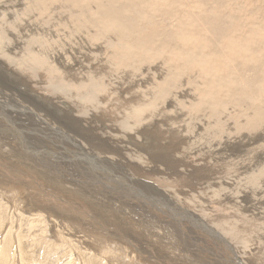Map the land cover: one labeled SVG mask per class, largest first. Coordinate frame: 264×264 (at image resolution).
<instances>
[{"label":"rangeland","instance_id":"obj_1","mask_svg":"<svg viewBox=\"0 0 264 264\" xmlns=\"http://www.w3.org/2000/svg\"><path fill=\"white\" fill-rule=\"evenodd\" d=\"M1 1L2 0H0V2ZM10 1L12 2L11 5H13V3L15 4L18 0H10ZM192 1H195V0L189 1V4H191V3L193 4ZM2 2H5L6 3L8 1L3 0ZM25 2H26V0H24V4L19 5V6L18 5L16 6V8L19 9V13L17 15L14 16V14H12L11 15L12 16L11 18H8V17L1 18L0 17V27H1L0 28V37L2 39L1 40L2 41L1 46L3 48H6V47H9L10 48V45L14 44L16 41L17 42L19 41L18 42L19 45L17 47H21V50L20 49H18V50L17 49H11V50H2V51L3 52L5 51L6 54H8L11 57H13L14 58V61H15V60L21 58V56L28 51V50H24V49H26L28 47H33L34 49H39V51L38 50H34V51L35 52H38L40 54H44L42 56L45 57V59H47L49 61L53 60L54 62L51 61V64L56 65V66L59 64L57 67H59L61 70L64 67L63 68V73L64 74L63 73L61 74V76L63 75L62 77H64V75L65 76L66 75H70V76H66V78L64 77L65 79H62V77H61V80L58 82L61 85L60 84L58 85V83L56 84L55 81H54L55 78L52 77L54 75L52 73L53 71H47V70H44V69H41L40 70L39 68L38 69L34 68L32 72L29 71V73H28V71H26L25 73H22L20 71H16L15 69H13L12 67L14 65H12V66H10L8 68V66H7V63L8 62L5 59H3L2 57H0V107H2V108H0V111H3L4 112V110H5L7 112H11V114L14 117H18V116L20 117L22 115V118L24 116L25 117H28L29 119L30 118H33V120L30 119V123L32 125L31 127L36 128V126H38L37 129H39V131H41V132L43 131L42 129H44V128L46 130H48V131L53 130L55 128L54 130H56L59 133L63 134L62 136L67 137V135H68L67 138L69 139V137H70V141L76 143L77 145L79 144L78 147H81L82 150H84V149L85 150L88 149V150H86V153H85L86 154V157H85L86 159L83 158L84 155L82 157L79 156V158H78L79 161L75 157H74V159L73 158L72 159H69V158L61 159V157H59L57 155L58 153L55 150V149H59V147H60V146L59 147L57 146V145H60L58 143V139L53 138V137H49L45 132H43V135H47L48 137L43 136V137L40 138V137L31 135V134H28L26 132H23V131H21V129H20V131H18L17 128L16 129H11L10 127L8 129H6V131L8 130L6 132L3 129V127L1 126L2 123L0 122V130H1L0 131V160H1L0 161V191H1L0 192V229L2 230V232L4 230L5 231L6 230L9 231V233L8 232H5V231H4V233H2L1 230H0V235L2 234L1 237H3L2 240H0V241H2L4 243L3 244L2 242H0L1 243L0 245L2 246V247L0 246V252H2V250L3 251L5 250V244H7L6 251L9 253V260H8L9 263L7 262L6 264H16V263L23 264L21 252H18V251H20L19 250L20 245H18L19 244L18 243V237L22 240L21 242H24V244L22 243V245L24 246V250L28 252V255L30 257L31 264H34V263L35 264H54V262H55V264H63V262H64V264H69V262L67 261V260H69V257L70 256L71 257H75L76 254L83 255V257L88 256V255H90V256L91 255H96V257H99V258H101V257H104L103 259H107L108 258L109 261H110L111 259L113 260V258L114 259L115 258L118 259V257H115L116 254L119 252L118 251V248H119L118 246L119 245L124 246L123 245V242L126 241L125 243H129L128 240L133 245H137L138 244L141 247V249H142L141 252L143 251V253H145L142 256V257H144V258H142V262L143 263L140 261L139 262L140 264L141 263L142 264H144V263L145 264H166V263L167 264H180V263L181 264H192V263L193 264L194 263L195 264H203L204 261H205V259H203V260L200 259L202 255H207V257H209V255H210V258H212V260H211L212 263L211 264H217L215 262H218V261H221L219 264H224V263H222V261H223L222 260V258H223L222 251L221 250H217L216 247H215V245L211 241V239H214V238H215L214 239L215 240L214 243H216V241H220L222 239H223L222 241H224V242H225V239L227 240L226 236H223L224 234L222 232H220L219 229H217L218 227L215 225L216 223H221L220 219H222V223L223 224L222 223L221 224L225 228H228V225H229V227L236 226V228H241L242 229L244 227V225H245L246 230H244L245 228H243V230L238 229V231L240 230L239 232H240V234L242 236V240L244 241V243L242 242L241 244L239 243L237 245L234 244L233 245V248H236V250L238 249L239 251L243 250L245 252V256H247L248 254H250L248 257H251L252 256L254 259L256 258L255 263H257V264H264V258L263 257L257 258L255 255L252 254L253 251H257V249L260 250V251H264V237H263L264 235H262V234H264V230H262V229H264V214H262V213H264V212H262V211H264V189H263L264 188L263 187L264 186V178L263 177L258 178V180L261 179V180H259V183L263 182L261 184L258 183V180H256L257 183L255 182L254 185H251L250 184V186H251V187L249 186V188H251L250 189V192H249V188L247 187L249 185V183L247 182V179H246V176L248 177V175L251 173V171L253 169L254 170L257 169L258 167L262 166V164L264 163V161L262 160V159H264V153H263L264 152V133H263L264 132V125H263L264 122H262V124L258 127L259 129H255V130L247 131V132H246V130L245 131L240 130V133H239V130L237 131V129H234V125H232V123L230 121L228 122L226 119L219 118L220 120H215V118H214L213 120H211L208 117H205V116L200 115V114H198V115H190L189 114L188 115L187 111H183L185 108L182 107V104H184V103L187 102L186 104H184L186 106L189 102H192V99H193L194 96H193L192 88H189V87H191L190 84L192 85L193 83H196L198 81V79L196 81L195 78L189 77L186 72H183V74H181L179 77H176L175 78L176 81H174V82L176 84H175L174 88L171 90L172 93H170L171 92L170 91V92L166 93L167 95H160L159 98L158 97H155L156 98V105H154L155 107L152 108V111L151 112H150L151 109L150 110H138V111H136L137 108H136V106L134 107L135 103H137V101L142 102L141 100L143 98H144V100L148 99V97L150 96V93H151V86L153 85L154 81L155 82L162 81L166 77V75H167V73H166L167 70H166L165 66L163 65V63L160 60H157L155 62H151L148 65L150 67V69H149L148 72H150V70L152 69L151 72H150V74H149V77L146 75L148 73L147 70H146V68L147 69L149 68L148 66H146L148 63H145L142 66H140L142 68L141 69L139 67L140 70L137 69V68L133 69V67L117 68L116 65H115V63H113L111 61V59L109 57H107L108 56L107 53H106L107 50H105L104 47L102 48V47L99 46V44H98L99 41H97V44H95L96 42L94 43L92 41H91L92 42L91 43V42L88 41L89 39L86 38L83 35L82 32L76 33L78 30L77 31H74L75 24H73V23H75V22H73L72 20L67 19L66 18V15L57 16V14L55 13L54 16L48 17L46 15L37 14V12H35L34 10H33L34 12L32 11L34 14L32 12H26V10H25ZM219 2H220V0H200L199 1V3H201L200 10L204 13V12H206V10L208 11V10L212 9L214 5L216 6L217 4H219ZM204 3H205V5H204ZM261 3L262 2H259L258 4L260 5ZM182 5H185L186 6L187 4H185V3H181V4L180 3H174V5H170L169 7L173 6L174 8H176V7H180ZM241 5H242V3L240 2L239 6H241ZM261 6H264V3H262ZM258 8H259V6H255L253 9L250 10L249 13L257 12V14H258V11H257ZM259 13H262V12H259ZM199 14H202V13L199 12ZM22 16H23V18H22ZM44 18H45V20H44ZM198 18H200V19H197V22H195V23L198 26L199 30L202 29L201 34H203V35L206 36L205 44L207 45L208 50H221V48L218 46V43H222L225 40V38H224L225 36L222 33L223 32H226L227 30H225V31L222 32L217 27H212V29H210L207 26V24L205 23V20L204 19H202L201 17H198ZM255 18L264 20V15H262V16L261 15H256ZM22 19H24V20H22ZM40 19L41 20L43 19V20L41 21ZM163 20H164L163 21V24L164 25H166V26H170L171 25V20L170 19L164 18ZM254 22L255 21H252L249 25H254ZM256 24H258V20H256ZM22 26L24 28H26L27 30L26 29L25 30H21V28H23ZM170 28H172V26H170ZM46 30H48V31L46 32ZM229 31H231V28H229ZM72 32H75V34L73 35ZM44 33H45V36H44ZM218 33H220V34H218ZM70 34H71V36H70ZM243 35H244V37L246 36L245 33ZM45 38H47V39H45ZM156 38L158 40H160L162 38V36L161 37H156ZM75 39L77 41H75ZM29 40H30V42H28ZM50 40H52V41H50ZM45 42H46V44H49L50 42L52 44H49V47L47 48L46 46H48V45H45ZM22 43L24 44V46H23ZM144 43H146L145 40H144ZM261 43L264 44V40L262 42H260L258 45L254 44V43H250L249 50H260V47H261V50H264V45L263 44L261 45ZM68 44L71 45V46H69ZM74 44L77 45V46H75ZM93 44L95 45V47L97 46L98 48L97 47L94 48V45ZM68 46L70 48H68ZM74 46L77 47V48L75 49ZM71 48H74V49H71ZM92 48H93V50H92ZM67 49L70 50V51H68ZM64 50H65V52H63ZM23 51H24V53H23ZM43 51H46V52H43ZM20 52H22V53H20ZM67 52H69V53H67ZM57 53H59V54L56 55ZM13 54H14V56H13ZM50 54H53V55H50ZM59 55L61 56V58H60ZM80 55H81V57H78ZM104 55H106V56H104ZM65 56H67V57H65ZM74 57H75V59H74ZM68 59H69V62H68ZM64 60H67V61H64ZM70 60H71V62H70ZM4 61H6V62H4ZM95 61H97V62H95ZM65 62H66L67 65L64 64ZM72 63H73V65H72ZM3 64H4V66H3ZM97 65H99V66H97ZM65 66L67 68H65ZM103 66H105V67H103ZM85 67H87V68H85ZM94 67H96V69ZM153 67L161 75H159ZM157 67H158V69L159 68L160 69L158 70ZM73 68H77V69L78 68H81V69H78L79 71H77V69H74V71H73ZM93 69H95V71ZM43 70H44V72H43ZM66 70H68V71H66ZM124 70H126V71H124ZM138 70L139 71H142V72L138 73ZM153 71H154V74L152 73ZM237 71L239 73H242V72H244V69H241V70L238 69ZM17 72L19 74H16ZM42 72L45 75H43ZM65 72H68V73L65 74ZM80 73H82V74H80ZM104 73L105 74L107 73V74L104 75ZM108 73H109V75H108ZM125 73H126V76L123 77L125 75ZM129 73H130V75H129ZM21 74H22L23 77H19V76H21ZM30 74H32L33 76L30 75ZM39 74H40V76L43 75V76H41V77H43L42 78V81L43 82L40 81V79L38 77ZM88 74H90V76H92L94 74V76L91 77V80L90 81H88V79H86V76ZM99 74H101V75H99ZM110 74H113V75H110ZM119 75H121V76H119ZM151 75L153 77H151ZM72 76H74V78ZM80 76H83V77H80ZM140 76H143V77H140ZM68 77H69V79H67ZM137 77H139L138 79H140L141 81L140 80H134V79H137ZM155 77H157V78H155ZM20 78H22V79H20ZM52 78H54V79H52ZM81 78H83V79H81ZM71 79L74 80L75 82H77V84H79L81 82L91 83V84H89V86L96 85V83H97L96 81H98V84L99 85L101 84L103 86V88L100 90V92H97V93H99V95L97 93H94V100H93L94 102L93 101H89V100L85 99V97H84L85 92L87 90L83 89L80 86L77 87V88L70 87L71 89L69 87H67L68 91H70V92L69 93H66L67 90L64 89L66 87H63V86H65V84L68 83ZM101 79H102V81H101ZM147 79H148L149 82L147 81L148 83H145ZM156 79H158V80H156ZM48 80H49L50 83L52 82V86L54 88L51 86V84L49 82H47ZM72 80H71V82H73ZM142 80H144V81H142ZM23 81H24L25 84L23 83ZM40 82H42V83H40ZM53 82L56 85H58V86H55L53 84ZM94 82H96V83H94ZM187 82L189 83V86H188V84H186ZM103 83H105V84H103ZM139 83L140 84L142 83L143 86H142V84L140 85ZM125 84H126V86H124ZM33 88L35 89V91H34ZM107 88H108V90L110 89L109 90L110 92L107 90ZM122 89H123V91H122ZM136 89H138V91ZM145 89H147V90H145ZM81 90H82V92H81ZM119 90H121V91H119ZM144 90H145V92H144ZM188 90L191 91V92H189ZM60 91H61V94H60ZM136 91L138 93H136ZM179 91H182V92H179ZM131 92H132V94H131ZM36 93H38V95ZM81 93H83L82 94V97L83 98L80 95ZM117 93H119L120 95L117 94ZM135 94H137V95H135ZM139 94H141V95H139ZM62 95H65V96H62ZM68 95H69V97H68ZM125 95H127V96H125ZM133 95H135V96H133ZM151 95H154V94L152 93ZM131 96H133V97H131ZM65 97H67V98H65ZM99 98H100V100H99ZM101 98H102L103 101L101 100ZM115 98H118V99L114 100ZM83 99H85V100H83ZM137 99H141V100H137ZM162 99H164V100H162ZM183 99H185V100H183ZM96 100L100 104L99 103L97 104V102H95ZM106 100H108L109 103L106 102ZM144 100H143V102H145ZM84 101H86V102H84ZM100 101L101 102H104V103H101ZM180 101H181V103H180ZM64 102L65 103L67 102V103L65 104ZM161 102H162V105H161ZM58 103H59V105H58ZM93 103H96V104H93ZM159 103H160L161 106L159 105ZM15 104H17V105H15ZM60 104H63V105H60ZM115 104H117V105H115ZM128 104H130L132 106H130ZM90 105L92 107L94 106L93 109H92V107ZM95 105H97V106L95 107ZM178 105H181V107L178 106ZM66 106L67 107L69 106V107L67 108ZM74 106H76V108H78V109H76L77 112L75 111V107ZM120 106H126V107H120ZM115 107H118V108H115ZM156 107H159V108L161 107V108L159 110V108L157 109ZM14 108H16V110ZM87 108L88 109L90 108V109L87 110ZM101 108H102V110H101ZM167 109H169V110L167 111ZM171 109H173L172 112H171ZM34 110H36L37 112H35ZM163 110H164V112H163ZM147 111H149V112H147ZM145 112H147L148 114L145 113ZM32 113L33 114L35 113V114L32 116ZM62 113H64V114H62ZM73 113H75L76 116H74ZM151 113H153V114H151ZM170 113H172V114H170ZM179 113H181V114H179ZM86 114H88V115H86ZM182 114L185 115V116H183ZM165 115L166 116H169L170 119H172V120L174 119L175 121L174 122L171 121L170 119H168L169 117H166ZM176 115L177 116L179 115V116L177 117ZM133 116H135V117H133ZM160 116H162V118L164 120L163 122L161 121L162 118ZM42 117L43 118L45 117L46 119H42ZM71 117L73 118L74 121L73 120L71 121V119H72ZM114 117L115 118L117 117V118L115 119ZM182 117H184L185 119L182 118ZM35 118H36V120H35ZM154 118L155 119L157 118L156 120H158V121H156ZM160 118H161V120H160ZM178 118H180V119H178ZM200 118L202 119V121L200 120ZM203 118H205V120ZM50 119H52V120H50ZM78 119H80V120H78ZM0 120H1V118H0ZM55 120H56V122H55ZM58 120H60L59 123H57ZM159 120H160L161 123H159ZM210 120H211L212 124H211ZM38 121L40 122V124H39ZM169 121H171L172 123H170ZM176 121H178L177 122L178 124L176 123ZM219 121L221 122L222 129L225 132L223 131L224 133L223 132H220V133L215 134L217 132V131H215V130H217L216 126L217 125H220V122ZM47 122H49V123L46 125ZM186 122H187V124H186ZM41 123H42V126H41ZM196 123H198L200 126H197L198 124H196ZM205 123H208V124L205 125ZM59 124H61V125H59ZM79 124H80V126H79ZM148 124H150V125H148ZM163 124H164L165 127L163 126ZM175 124H177V125H175ZM209 124H211L212 126L209 125ZM57 125H59V126H57ZM92 125H94V127H92ZM145 125H147V127H145ZM167 125H170V126L172 125L173 127H170V126H167ZM180 125L181 126L184 125V126L181 127ZM55 126L58 127V128H56ZM85 126H86L87 129L89 128L88 129L89 132L87 131V129H84ZM101 126H102V128H101ZM150 126H152V127H150ZM157 127H159V128L157 129ZM199 127L202 128V129H200ZM94 128H95V130H94ZM133 128H134V130H133ZM162 128H163L164 131H162ZM176 128L179 129V130H176ZM189 128H190V130H189ZM211 128H212V130H211ZM226 128H228V129H226ZM229 128H230V130H229ZM66 129H67L68 132L65 131ZM82 129H84V130H82ZM109 129H111V130H109ZM136 129H138V130H136ZM143 129H144V131H143ZM182 129L183 130L185 129V130L183 131ZM11 130L13 131V133L11 132ZM157 130L158 131L161 130V131L158 132ZM186 130H188V131H186ZM194 130H196V132L193 133L192 131H194ZM208 130H209V132H208ZM259 130L260 131L262 130V131L260 132ZM14 131H16V132H14ZM70 131L71 132L74 131L75 133H71ZM120 131L122 133H124V134H120L121 133ZM93 132H94V135H93ZM185 132H187V133H185ZM1 133H2V135H1ZM10 133H12V134H10ZM133 133H134V135H133ZM195 133L198 134V135L195 136ZM206 133L209 134L210 137ZM74 134H76V135H74ZM84 134L86 136H88V137L92 136L91 139L93 138V140H91L90 138L86 137ZM252 134H254L255 136L252 135ZM14 135H17L16 136L17 138L14 137ZM126 135H127V137H126ZM135 137L138 138V140H134ZM231 137H232V139H231ZM246 137H247V139H246ZM47 138L49 139V141L52 142V144H51V142L48 141ZM130 138L133 139V140H131ZM216 138H219V139H217V142L220 143V144L216 143ZM221 138L223 139V141H222ZM121 139H123V140H121ZM212 139L214 140V142H213ZM27 140L29 141L28 143L26 142ZM139 140H141V141H139ZM56 141H57L58 144L56 143ZM125 141H127V143ZM172 141H173V144L174 145L171 143ZM243 141H245V142H243ZM9 142L11 144H9ZM81 142L84 143V144H82ZM48 143H49V145H48ZM96 143H97V145H96ZM110 143H111V145H110ZM168 143H171L173 146L171 144H168ZM194 143H196V144H194ZM186 145H187V147H186L187 151L185 149V146ZM51 146L53 148H55V149L51 148ZM174 146H176L177 148L174 147ZM223 146H224V148H223ZM36 147H39V148H36ZM25 148H26V150H25ZM27 149H28V151H27ZM102 149H104V150H102ZM135 149H136V151H135ZM183 150H184V152H183ZM216 150H219V151H216ZM30 151H32V152H30ZM36 151L37 152H41L42 154L41 153L39 154ZM63 151L64 150H61V148H60L59 153L62 154ZM144 151H146V152H144ZM13 152L15 154H13ZM33 152H35V153H33ZM88 152L89 153L91 152V154H89ZM152 153H153V155H152ZM156 153H157V155H156ZM35 154H38V155H35ZM51 154L53 155V157L51 156ZM102 154H103V156H102ZM186 154H188L187 155L188 158L186 157L187 160L184 159L185 156H186ZM217 154H218V156H217ZM241 154H243V155H241ZM15 155H17V157ZM39 155H41V157ZM100 155H101V157H100ZM4 156H6V158ZM12 156H14V157H12ZM18 156H19V158H18ZM36 156H37V158H35ZM63 156H64V154H63ZM106 156H107L108 159L106 158ZM149 156L151 158H149ZM232 156L235 157V158H237V159H234ZM38 157H40V158H38ZM179 157L181 159H184L185 162H183ZM202 157H206V158H202ZM230 157H232V158H230ZM254 157H255L256 160L254 159ZM10 158L12 159L11 161H10ZM54 158H55V160H54ZM89 158L91 160H93V161H91ZM95 158H96V160H95ZM110 158H111V160H110ZM223 158H225V159H223ZM18 159H19V161H18ZM88 159H89L90 162L88 161ZM192 159H193V161H192ZM3 160H5V161L3 162ZM16 160L18 161V163H17ZM42 160H44L45 162L42 161ZM47 160H49L48 161L49 164L47 163ZM230 160H232V161H230ZM248 160H250V161H248ZM6 161H8L9 164ZM20 161H22V162H20ZM1 162H3L4 164L3 163L1 164ZM82 162H84V163H82ZM87 162H88V164H87ZM250 162H252V163H250ZM61 163H63V164H61ZM96 163H98V164H96ZM184 163H185V165H183ZM187 163H190V164H187ZM7 164L9 165V167H8ZM10 164L13 165V166H11ZM101 164H102V166H101ZM228 164L230 165V167H229ZM3 165H5V166H3ZM159 166L161 168H159ZM220 166H222V167H220ZM56 167L58 169H56ZM177 167H178V169H177ZM248 167H251V168L250 169H247ZM42 168H46V169L50 170V173L48 171H47L48 173H46V171H45L46 169L41 170ZM12 169L15 170V171H13ZM1 170L2 171L4 170V171L2 172ZM20 171H21V173L23 172L25 174L19 173ZM110 171L113 172V173H111ZM177 171H179V172H177ZM187 171H189V172H187ZM29 174H30V176H29ZM108 174H109V176H108ZM123 174H125V175H123ZM157 174H158L159 177L156 176ZM169 174H171V175H169ZM172 174H173V176H172ZM224 174H226V175H224ZM232 174L234 175L235 178L233 177ZM10 175L11 176L13 175V176L11 177ZM73 175L77 179H75L73 177ZM144 175H146V176H144ZM185 175H186V177H185ZM238 175H241V176H239V178H238ZM17 176H20V177L17 178ZM48 176L53 177L54 178V181H52L51 178H50L51 180H48L47 179ZM97 176H98V178H97ZM243 176H245V177L243 178ZM35 177H38L39 179L38 178H35ZM102 177H103V179H101ZM13 178H16V179H13ZM28 178H30V179H28ZM93 178H95V179H93ZM117 178L121 182V183L119 182L121 185L118 183ZM124 178H126V179H124ZM226 178L230 181L229 183H228V180H227V182L225 181ZM232 178H233V182L230 180ZM5 179H8V180H5ZM160 182H168L170 184L167 185L166 187H163V186H160L159 185ZM112 184L115 185V186H118V188L117 187H113ZM117 184H119V185H117ZM64 185H66V186H64ZM69 185H70V187H69ZM88 185H91V186H88ZM110 185L113 188L112 190H110L111 189V186ZM245 185H246V187H245ZM19 186L21 188H25V190L27 191V193H29V195L26 194V191H24V192L22 191L21 192V189H20ZM30 186H32V187H30ZM40 186H42V187H40ZM51 186H52L53 189H56V190L54 191V190L50 189ZM228 186H229V188H228ZM35 187H36V189H35ZM67 187H68L69 190H72L73 189L72 190L73 192L71 191L72 192L71 193L70 191H66L65 188H67ZM100 187H101V191L103 190V192L98 191V190H100ZM178 187H179V190L180 191L176 190V189H178ZM221 187L222 188L224 187V189H222ZM9 188L10 189L12 188L13 190L12 189L10 190ZM38 188L40 189V192H39V189ZM46 188H47V190H45ZM130 188H132V190H130ZM172 188H173V190H172ZM16 189H18V190H16ZM81 189L84 190V193H83V191ZM93 189H96L97 191L95 190V192H94ZM118 189H119V191H117ZM14 190H16V192H13ZM120 190H122V191H120ZM182 190H183V192H182ZM231 190H233L234 192H231ZM256 190H257V193L255 194ZM259 190L261 192H259ZM10 191H12L13 194L12 193H9ZM57 191L58 192H61L62 194L61 193H58ZM74 191H77V192H74ZM115 191H117V192H115ZM124 191H125V193H124ZM156 191H157V193H156ZM171 191H172V194H171ZM195 191H197V192H195ZM222 191H224V193ZM41 192H44V194L41 193ZM120 192L123 193V194H120ZM190 192H192L194 195L191 194ZM53 193L54 194L56 193V194L54 195ZM173 193H174V195H173ZM242 193H244V194H242ZM47 194H49L50 196L47 195ZM90 194H92V195H90ZM106 194L109 195V196H107ZM111 194L113 195V197H112ZM154 194H156V195L154 196ZM223 194L224 195L227 194L225 196L226 198H224V195ZM232 194H233V196H235L234 197L235 199L233 198V196H231ZM250 194H252V195H250ZM258 194H259V196H257ZM102 195H104V198L105 199L104 198H101ZM130 195L131 196L133 195V196L131 197ZM189 195H190V197L192 199L188 198ZM195 195H196V198H195ZM241 195H244L245 197H243ZM51 196H53V198ZM75 196H78V197L75 198ZM129 196H130V200L127 199V198H129ZM138 196L140 198H138ZM165 196H166V198H165ZM227 196H229L228 199H227ZM4 197H6L7 199L4 198ZM62 197L63 198L64 197L67 198V199H65L66 201ZM83 197H84V199H83ZM115 197H117V198L119 197V198L116 199ZM123 197L126 198V200ZM149 197H150V199H149ZM152 197H154V198H152ZM168 197H170V198H168ZM183 197H184V199H183ZM201 197H202V199H201ZM69 198H70V200H68ZM81 198H82V200H80ZM218 198H221V199L217 200ZM87 199L90 201V204H89V201ZM137 199L139 201H137ZM32 200H34V201H32ZM83 200H86V201H83ZM112 200H114L113 203H112ZM131 200H133V201H131ZM134 200H135V202H134ZM184 200H186L190 205L188 204L189 206H185V205H187V202H185ZM193 200H195V201H193ZM220 200H222V202ZM93 201H94V203H93ZM104 201H105L106 204L104 203ZM125 201H127L128 203L125 202ZM171 201H173L174 203L171 202ZM196 201H198L199 204L196 203ZM233 201L236 202L235 204H238L239 203L240 205L238 204L237 206L238 207L241 206L240 208L242 210L240 208H238L235 204H233L231 206V203ZM42 202H43V205H41ZM107 202H110L113 205V207H112V205H110V203H107ZM219 202H221V204ZM229 202H231V203H229ZM59 203H61V204H59ZM143 203H145V204L143 205ZM154 203H156V204L154 205ZM175 203H177V204H175ZM249 203H250L249 207L246 206ZM18 204H19V206H18ZM49 204L51 205V208L55 209L56 211H58L59 213H61L66 218L63 217L62 221L59 222V220H60L59 217H56L55 215H52V213L50 214V212H48V210H45L44 211L43 210L44 209L43 207L48 208V205ZM79 204L82 206V208L84 207L83 209L85 211L82 208H80V205ZM98 204L99 205L101 204L100 205L101 207ZM121 204H123V206ZM137 204H139V206ZM151 204H153V205H151ZM183 204H184V206H183ZM213 204H215V205H213ZM222 204L225 207L222 206ZM30 205H31V207H30ZM38 205H41L42 207H39ZM107 205H108V207H107ZM145 205L147 207H145ZM254 205H256L257 207L254 206ZM8 206H9L10 209L8 208ZM73 206H77V207L79 206V207L77 208V207H73ZM134 206H136V207H134ZM157 206L159 207V210L158 209H155L154 210V208H157ZM228 206H230V207H228ZM103 207L104 208L106 207V209H104ZM148 207H150V208H148ZM190 207H191V209H190ZM244 207H246V208H244ZM7 208H8V210H7ZM86 208H87V210H86ZM11 209H12V211H11ZM81 209H82V211H81ZM160 209H162L163 211H161ZM202 209H203V212H205L204 210L207 211L206 214L209 213L207 215L203 213V215H206L205 216L206 218L202 215V213H200V211H202ZM228 209H230V210H228ZM251 209L254 212L252 214H254L255 217L254 216L251 217L252 216L251 215V212H250ZM22 210L24 211V213H23ZM219 210H220V213H219ZM231 210H232L233 213L230 212ZM91 211H93L94 213L91 212ZM119 211H121V212H119ZM187 211L189 212V214H188ZM241 211L243 213H241ZM245 211H246L247 214L244 213ZM95 212L97 214H95ZM161 212H163L164 214L161 213ZM170 212L172 214H170ZM248 212L250 214H248ZM256 212L258 214L260 213L261 215L260 214L258 215ZM32 213L33 214L34 213H42L45 218L43 220H41V221H38V222L33 221V226H29L28 225V222L31 221V219H32V218H30L33 215ZM159 213H160V215H157ZM174 213L176 214L175 216H173ZM196 213H198V214H196ZM237 213L238 214L240 213V214L238 215ZM7 214H9V215H7ZM168 214H170L171 216L168 215ZM211 214H213V215H211ZM245 214L248 215V216L249 215H251V216L248 217ZM166 215H168V216L165 217ZM194 215H196V216L198 215V216L196 217ZM199 215H200V217H199ZM6 216H8L9 218H7ZM169 216L170 217L173 216L175 219L174 218H170ZM185 216L187 217V219L185 218ZM193 216L196 217L194 219L196 222L193 220ZM213 216H214V219L216 221H213ZM215 216L216 217L218 216L217 217L218 219H216ZM242 216L247 217V220L246 219L244 220L245 222L242 220V218H241ZM202 217L204 219H202ZM209 217H210V219H208ZM225 217H227V218H225ZM231 217H234L235 219L234 218H231ZM256 217H258V218L256 219ZM84 218H85V220H84ZM190 218H192V219L190 220ZM248 218H250V219H248ZM71 219H73V220H71ZM74 219H76V220H74ZM169 219L171 221H169ZM173 219L176 220V222ZM230 219H232V220H230ZM255 219L256 220L263 219V220L262 221H256ZM82 220H83V222H82ZM120 220H123V221L121 222ZM172 220H173V222H172ZM4 221L5 222H8L9 221V222L7 224ZM119 221H120V224H119ZM239 221L241 222V225H240ZM40 222H41V225H40ZM51 222H53V223H51ZM57 222H59V223H57ZM115 222H116V224H115ZM117 222H118V224H117ZM123 222H125V223H123ZM231 222H233V223H231ZM234 222H235V224H234ZM236 222H238V223H236ZM260 222H261V224H260ZM97 223H99L100 225L97 224ZM190 223L193 224V225H191ZM195 223L196 224L199 223V224L196 225ZM247 223H248V225L250 227L247 225ZM1 225H4V226H1ZM189 225H190V227H189ZM253 225L255 227H253ZM93 226H95V228ZM192 226H193V228H192ZM257 226H259V227L261 226V227L259 228ZM12 227H13V229L15 227V230H13ZM144 227H145V229H144ZM182 227H183V229H181ZM198 228H201V229L198 230ZM129 229H130L131 232L129 231ZM178 229H181V232ZM126 230H128L129 232L126 231ZM157 230H160V231H157ZM247 230H248V233H246ZM258 230L261 231V232H259ZM43 231H45V236L47 238L46 240H42V238H41V235L44 234ZM114 231H116V232H114ZM124 231H126L127 233L124 232ZM196 231H197V233H196ZM201 231L203 232V237H201L202 236ZM250 231H251V237L249 235ZM204 232H206V235H205ZM179 233L181 235L183 234L184 236L182 237ZM195 233H196V235H194ZM260 233H262V234H260ZM7 234H8L9 237L7 236ZM19 234H21V235L18 236ZM62 234H64L65 236L62 235ZM254 234H255V236H253ZM37 235H40V236L38 237ZM161 235L162 236L164 235V237H162ZM189 235H191V236H189ZM217 235L220 236V237H218ZM244 235L246 236V239H245V236ZM134 236L136 238H138V240H136V238ZM204 236H205L206 239H203ZM213 236H214V238H213ZM80 237L82 239H80ZM123 237H125V238H123ZM165 237L166 238L169 237V238L165 239ZM185 237L187 238L186 242L188 244L185 243V239H186ZM188 237H190L189 241L191 243L188 241ZM216 237H218L220 240L218 238L216 239ZM99 238H102L104 241H102V239H99ZM140 238H141V240H140ZM143 238L144 239L147 238V240H144ZM255 238H256V240H255ZM25 239H28V240H25ZM179 239H181V241ZM193 239H195L194 240L195 242L193 241ZM201 239H203V240H201ZM253 239L255 240L254 243H253ZM96 240H98V241H96ZM158 240L160 242H158ZM258 240L262 244H260V242ZM37 241H38V243H37ZM70 242L72 244V248H73L74 251H69L68 250V244ZM192 242H194V243H192ZM203 243H205V245ZM245 243H247V244H245ZM36 244H38V245H36ZM39 244H41V245H39ZM115 244H117L118 246L115 245ZM145 244H147V245H145ZM152 244H154V245H152ZM185 244H186V246H188V245H190L192 247L194 246V248H192V249L193 250L195 249V251H193L190 246H189V248H187L186 246H184ZM191 244H194V245H191ZM59 245H61V246H59ZM201 245H204V247L203 246L200 247ZM239 246H240V248H239ZM254 246H257V248L252 249V247H254ZM11 247H13V248L16 247V249H12ZM89 247H91V248H89ZM79 248H81V249H79ZM204 248H208L209 250L208 249H204ZM241 248H243V249H241ZM11 249H12V251H11ZM38 249L40 251H38ZM41 249H43V251ZM94 249L96 250V252H95ZM107 249H109V250L107 251ZM113 249H115L117 251V253H116V251L114 252ZM175 249L178 252H180V253H178ZM188 249L190 250V252H189ZM198 249L201 250V251H203V252L199 251ZM65 250L67 251V253H66ZM129 250L131 251V247L130 246H129ZM171 250H173V251H171ZM34 251H35V253H33ZM99 251L101 253H99ZM160 251H161V253H160ZM187 251L189 253H191L192 256H190V254L187 253ZM103 252H104V254H103ZM131 252H132V254H134L133 251H131ZM162 252H163V255H162ZM196 252H198V253L200 252L199 255L197 253L198 256L196 255ZM208 252H209V254H208ZM54 253H55V255H54ZM164 254H166V255H164ZM0 255H1V253H0ZM180 255L182 257H180ZM237 255H239L241 257L242 254L241 255L240 254H237ZM52 256H54V257H52ZM60 256H63V257L61 258ZM173 256H175V257H173ZM193 256H195V257L193 258ZM57 257L58 258H61V259H58ZM145 257L148 258V259H146ZM159 257L162 260H160ZM218 257H219V259H218ZM51 258H53V259H51ZM175 258H177V260ZM214 258H216V259H214ZM122 259H123V256H122ZM125 259H126V261L128 260L126 257H125ZM171 259H173V260H171ZM187 259H188V261H187ZM261 259H262V261H260ZM13 260L16 261V263ZM53 260H55V261H53ZM200 260H201V262H200ZM225 260H226V258H224V261ZM133 261H134L133 263L138 264L137 260L133 259ZM195 261H197V262H195ZM226 261H228V260H226ZM43 262H45V263H43ZM66 262H68V263H66ZM198 262H200V263H198ZM82 264H83V262H82ZM204 264H206V263H204ZM208 264H210V263H208ZM238 264H243V263L240 261ZM244 264H248V263H244Z\"/></svg>","mask_w":264,"mask_h":264},{"label":"bare ground","instance_id":"obj_2","mask_svg":"<svg viewBox=\"0 0 264 264\" xmlns=\"http://www.w3.org/2000/svg\"><path fill=\"white\" fill-rule=\"evenodd\" d=\"M3 1V0H2ZM0 2V17L1 18H5V17H8V18H11L12 16V14H14V16L15 15H17L18 13H19V9H17L16 8V6L18 5H22V4H24V0H18L15 4L13 3V5H11V1L10 0H5V1H8V2ZM189 1H191V0H26V2H25V10H26V12H32L33 10L35 11V12H37V14H41V15H46V16H48V17H51V16H54V14L56 13L57 14V16H61V15H66V18L67 19H69V20H72L73 22H75V23H73V24H75V28H74V31H77L76 33H78V32H82L83 33V35L86 37V38H88L89 40V42H96L95 44H97V41H99V46L100 47H104L105 48V50H107L106 51V53H107V57H109L110 59H111V61L113 62V63H115V65H116V67L117 68H126V67H133V69H135V68H137V69H139L140 70V66H142L143 64H145V63H148L146 66H148L151 62H155V61H157V60H160L162 63H163V65L165 66V68H166V70H167V75H166V77L162 80V81H157V82H155L154 81V83H153V85L151 86V93H150V96L148 97V99H146V100H144V98L141 100V99H137V100H141L142 102H139V101H137V103H135V105H134V107L136 106V111H138V110H150V112L152 111V108H154L155 106L154 105H156V98L155 97H158L159 98V96L160 95H167L166 93H168V92H170L173 88H174V86H175V82L174 81H176V77H179L181 74H183V72H186L187 74H188V76L189 77H191V78H195L196 79V81H197V79H198V81L196 82V83H193L192 85L190 84V86L191 87H189V88H192V92H193V99H192V102H189L186 106L184 105V104H186V103H184V104H182V107H184L183 109V111H187V113H188V115L190 114V115H198V114H200V115H203V116H205V117H208L209 119H211V120H213L214 118H215V120H220L219 118H223V119H226L228 122L230 121L231 123H232V125H234V129H237V131L239 130V133H240V130H243V131H245L246 130V132L247 131H252V130H255V129H259L258 127L262 124V122H264V50H261V47H260V50H249V47H250V43H254V44H256V45H258L260 42H262L263 40H264V20H262V19H257V18H255V16L256 15H264V6H261V4L262 3H264V0H220V2H219V4H217L216 6L214 5L213 6V8L212 9H210V10H206V12H202L201 10H200V8H201V3H199V1L200 0H195V1H192L193 2V4L191 3V4H189ZM240 2L242 3V5L241 6H239V4H240ZM259 2H262L260 5L258 4ZM174 3H185V4H187L186 6L185 5H182V6H180V7H176V8H174L173 6H171V7H169L170 5H174ZM209 4V3H208ZM192 5V6H191ZM204 5H205V3H204ZM212 5V4H211ZM255 6H259V8L257 9V11H258V14H257V12H253V13H249L250 12V10L251 9H253ZM16 9H15V8ZM22 7V6H21ZM33 11V12H34ZM32 12V13H33ZM199 12H201L202 14H199ZM259 12H262V13H259ZM34 14V13H33ZM36 14V15H37ZM21 15V14H20ZM40 16V15H39ZM198 17H201L202 19H204L205 20V23L207 24V26L210 28V29H212V27H217L219 30H221L222 32L223 31H225V30H227L226 32H223L222 34L225 36L224 38H225V40L222 42V43H218V46L221 48V50H208V48H207V45L205 44V40H206V36L205 35H203V34H201V32H202V29L201 30H199V28H198V26L196 25V23L195 22H197V19H200V18H198ZM14 18V17H13ZM22 18H23V16H22ZM164 18H168V19H170L171 20V25L170 26H172V28H170V26H166V25H164L163 24V19ZM7 19V18H6ZM16 19V18H15ZM14 19V20H15ZM22 20H24V19H22ZM38 20V19H37ZM36 20V21H37ZM41 20V19H40ZM43 20V19H42ZM41 20V21H42ZM44 20H45V18H44ZM68 20V21H69ZM256 20H258V24H256ZM19 21V20H18ZM27 21V20H26ZM47 21V20H46ZM252 21H255L254 22V25H249ZM35 22V21H34ZM53 22V21H52ZM3 23V22H2ZM42 23V22H41ZM27 24V23H26ZM32 24V23H31ZM52 24V23H51ZM62 24V23H61ZM33 25V24H32ZM60 25V24H59ZM70 25V24H69ZM30 26V25H29ZM61 26V25H60ZM71 26V25H70ZM23 27V26H22ZM67 27V26H66ZM73 27V26H72ZM1 28V27H0ZM24 28V27H23ZM21 28V30H25L26 28ZM31 28V27H30ZM229 28H231V31H229ZM32 29V28H31ZM65 29V28H64ZM71 29V28H70ZM20 30V31H21ZM27 30V29H26ZM48 30H46V32H47ZM64 31V30H63ZM204 31V30H203ZM12 32V31H11ZM52 32V31H51ZM65 32V31H64ZM18 33V32H17ZM31 33V32H30ZM29 33V34H30ZM71 33V32H70ZM73 33V35L75 34V32H72ZM245 33V37H244V34ZM10 34V33H9ZM13 34V33H12ZM26 34V33H25ZM28 34V33H27ZM36 34V33H35ZM218 34H220V33H218ZM15 35V34H14ZM42 35V34H41ZM21 36V35H20ZM44 36H45V33H44ZM43 36V37H44ZM70 36H71V34H70ZM77 36V35H76ZM162 36V38L160 39V40H158L156 37H161ZM29 37V36H28ZM32 37V36H31ZM30 37V38H31ZM35 37V36H34ZM42 37V36H41ZM72 38V37H71ZM249 38V39H248ZM43 39V38H42ZM45 39H47V38H45ZM44 39V40H45ZM77 39V38H76ZM75 39V41H77ZM2 39H1V37H0V57H2L3 59H5L8 63H7V66H8V68L10 67V66H12V65H14L12 68L13 69H15L16 71H20V72H22V73H25L26 71H28V73H29V71H33V69L34 68H36V69H44V70H47V71H53L52 73L54 74L52 77H54L55 78V83L57 84L60 80H61V77L63 76H61V74L63 73V68H62V70L59 68V67H57L56 65H53V64H51V61H53V60H51V61H49V60H47V59H45V57H43L42 55H44V54H40V53H38V52H35L34 50H38L39 51V49H34L33 47H28V48H26V49H24V50H28L26 53H24V51H23V55L21 56V58H19V59H17V60H15L14 61V58L13 57H11L10 55H8V54H6L5 53V51L3 52L2 50H11V49H20L21 50V47H17L19 44H18V42L16 41L14 44H12V45H10V48L9 47H6V48H3L2 46H1V43H2V41H1ZM41 40V39H40ZM73 40V39H72ZM144 40L146 41V43H144ZM248 40V41H247ZM50 41H52V40H50ZM70 41V40H69ZM23 42V41H22ZM27 42V41H26ZM28 42H30V40L28 41ZM39 42V41H38ZM57 42V41H56ZM79 42V41H78ZM88 42V43H89ZM91 42V43H92ZM43 43V42H42ZM49 43V42H48ZM23 44V43H22ZM28 44V43H27ZM40 44V43H39ZM49 44H52L51 42L49 43ZM49 44H46V42H45V45H48V46H46L47 48L49 47ZM58 44V43H57ZM70 44V43H69ZM68 44V45H69ZM73 44V43H72ZM263 43H261V45H262ZM21 45V44H20ZM75 45V44H74ZM91 45V44H90ZM89 45V46H90ZM94 45V44H93ZM264 45V44H263ZM23 46H24V44H23ZM69 46H71V45H69ZM68 46V48H70ZM75 46H77V45H75ZM74 46V48L76 49L77 47H75ZM73 47V46H72ZM88 47V46H87ZM97 47V46H96ZM95 47V45H94V48H96ZM60 48V47H59ZM66 48V47H65ZM74 48H71V49H74ZM90 48V47H89ZM98 48V47H97ZM50 49V48H49ZM48 49V50H49ZM196 49V50H195ZM23 50V49H22ZM51 50V49H50ZM68 50V49H67ZM89 50V49H88ZM92 50H93V48H92ZM68 51H70V50H68ZM11 52V51H10ZM43 52H46V51H43ZM57 52V51H56ZM63 52H65V50L63 51ZM20 53H22V52H20ZM55 53V52H54ZM67 53H69V52H67ZM89 53V52H88ZM59 53H57L56 55H58ZM16 55V54H15ZM50 55H53V54H50ZM13 56H14V54H13ZM60 56V55H59ZM68 56V55H67ZM67 56H65V57H67ZM104 56H106V55H104ZM17 57V56H16ZM78 57H81V55L80 56H78ZM57 58V57H56ZM60 58H61V56H60ZM66 59V58H65ZM74 59H75V57H74ZM56 60V59H55ZM59 60V59H58ZM73 60V59H72ZM101 60V59H100ZM6 61H4V62H6ZM13 61V62H12ZM64 61H67V60H64ZM54 62V61H53ZM56 62V61H55ZM68 62H69V59H68ZM70 62H71V60H70ZM95 62H97V61H95ZM107 62V61H106ZM14 63V64H13ZM57 63V62H56ZM60 63V62H59ZM82 63V62H81ZM61 64V63H60ZM64 64H66V62L64 63ZM77 64V63H76ZM97 64V63H96ZM95 64V65H96ZM67 65V64H66ZM72 65H73V63H72ZM82 65V64H81ZM90 65V64H89ZM108 65V64H107ZM110 65V64H109ZM155 65V64H154ZM153 65V66H154ZM3 66H4V64H3ZM64 66V65H63ZM71 66V65H70ZM69 66V67H70ZM83 66V65H82ZM88 66V65H87ZM97 66H99V65H97ZM111 66V65H110ZM109 66V67H110ZM73 67V66H72ZM75 67V66H74ZM80 67V66H79ZM103 67H105V66H103ZM140 67V68H139ZM149 67V66H148ZM152 67V66H151ZM3 68V67H2ZM65 68H67L66 66H65ZM83 68V67H82ZM85 68H87V67H85ZM95 69H96V67H94ZM154 68V67H153ZM164 68V69H165ZM74 69H77V68H73V71H74ZM78 69H81V68H78ZM77 69V71H79ZM95 69H93L94 71H95ZM100 69V68H99ZM98 69V70H99ZM106 69V68H105ZM129 69V68H128ZM142 69V68H141ZM149 69H150V67L147 69L146 68V70H147V72L149 71ZM155 69V68H154ZM157 69H158V67H157ZM160 69V68H159ZM158 69V70H159ZM241 70V69H244V72H242V73H239L237 70ZM5 70V69H4ZM44 70H43V72H44ZM65 70V69H64ZM121 70V69H120ZM119 70V71H120ZM138 70V73H140V72H142V71H139ZM152 70V69H151ZM151 70H150V72H151ZM156 70V69H155ZM66 71H68V70H66ZM76 71V70H75ZM124 71H126V70H124ZM243 71V70H242ZM10 72V71H9ZM14 72V71H13ZM30 72V73H31ZM39 72V71H38ZM41 72V71H40ZM42 72V73H43ZM71 72V71H70ZM83 72V71H82ZM99 72V71H98ZM101 72V71H100ZM150 72H148L146 75L149 77V74H150ZM156 72H157V70H156ZM162 72V71H161ZM11 73V72H10ZM66 73H68V72H65V74ZM73 73V72H72ZM75 73V72H74ZM114 73V72H113ZM124 73V72H123ZM134 73V72H133ZM145 73V72H144ZM153 74H154V71L152 72ZM159 75H161L159 72H157ZM16 74H19L18 72L16 73ZM64 74V73H63ZM80 74H82V73H80ZM91 74V73H90ZM90 74H88L87 76H86V79H88V81H90L91 80V77H93L94 76V74L92 75V76H90ZM107 74V73H106ZM105 73H104V75H106ZM142 74V73H141ZM152 74V75H153ZM24 75V74H23ZM30 75H32V74H30ZM43 75H45L44 73H43ZM43 75H41V76H43ZM72 75V74H71ZM74 75V74H73ZM99 75H101V74H99ZM108 75H109V73H108ZM110 75H113V74H110ZM129 75H130V73H129ZM138 75V74H137ZM151 75V77H153ZM156 75V74H155ZM163 75V74H162ZM3 76V75H2ZM33 76V75H32ZM40 76V74H39V79H40V81H42V78L43 77H41ZM66 76H70V75H66ZM66 76L64 75V77L66 78ZM79 76V75H78ZM84 76V75H83ZM83 76H80V77H83ZM119 76H121V75H119ZM126 76V73H125V75L123 76V77H125ZM11 77V76H10ZM19 77H23L22 76V74H21V76H19ZM64 77H62V79H65ZM73 78H74V76H72ZM85 77V76H84ZM98 77V76H97ZM140 77H143V76H140ZM54 78H52V79H54ZM71 78V77H70ZM99 78V77H98ZM139 77H137V79H134V80H140V79H138ZM145 78V77H144ZM155 78H157V77H155ZM162 78V77H161ZM186 78V77H185ZM20 79H22V78H20ZM67 79H69V77L67 78ZM81 79H83V78H81ZM85 79V78H84ZM152 79V78H151ZM30 80V79H29ZM36 80V79H35ZM72 80V79H71ZM71 80L68 82V83H66L65 84V86H63V87H66V88H64L65 90H67L68 91V89H67V87H74V88H77V87H82L83 89H85V90H87L86 92H85V95H84V97H85V99H87V100H89V101H93L94 100V93H97V92H100V90L103 88V86L100 84H98V81H96V82H94V83H96V85H92V86H89V84H91V83H88V82H86V83H84V82H81V83H79V84H77V82H75L74 80H72L73 82H71ZM106 80V79H105ZM156 80H158V79H156ZM193 80V79H192ZM25 81V80H24ZM24 81H23V83H24ZM95 81V80H94ZM101 81H102V79H101ZM100 81V82H101ZM141 81V80H140ZM142 81H144V80H142ZM148 81V79L146 80V82L145 83H148L147 82ZM18 82V81H17ZM43 82V81H42ZM42 82H40V83H42ZM47 82H49V80L47 81ZM64 82V81H63ZM93 82V81H92ZM50 83V82H49ZM54 82H53V84L55 85V86H58L60 83H58V85H56ZM107 83V82H106ZM116 83V82H115ZM191 83V82H190ZM25 84V83H24ZM35 84V83H34ZM45 84V83H44ZM51 84V86H52V82L50 83ZM103 84H105V83H103ZM140 84V83H139ZM142 84V83H141ZM140 84V85H141ZM186 84H188V86H189V83L187 82ZM185 84V85H186ZM61 85V84H60ZM131 85V84H130ZM6 86V85H5ZM35 86V85H34ZM38 86V85H37ZM36 86V87H37ZM124 86H126V84L124 85ZM142 86H143V84H142ZM148 86V85H147ZM182 86V85H181ZM32 87V86H31ZM49 87V86H48ZM53 87V86H52ZM60 87V86H59ZM62 87V86H61ZM23 88V87H22ZM30 88V87H29ZM39 88V87H38ZM54 88V87H53ZM58 88V87H57ZM112 88V87H111ZM34 89V88H33ZM62 89V88H61ZM60 89V90H61ZM71 89V88H70ZM69 89V90H70ZM82 89V90H83ZM124 89V88H123ZM123 89H122V91H123ZM144 89V88H143ZM150 89V88H149ZM183 89V88H182ZM58 90V89H57ZM56 90V91H57ZM64 90V91H65ZM79 90V89H78ZM77 90V91H78ZM82 90H81V92H82ZM84 90V91H85ZM107 90H108V88H107ZM110 90V89H109ZM108 90V91H109ZM135 90V89H134ZM137 91H138V89H136ZM145 90H147V89H145ZM145 90H144V92H145ZM184 90V89H183ZM34 91H35V89H34ZM66 91V93H69L70 91H68L67 92ZM119 91H121V90H119ZM132 91V90H131ZM136 91V93H138ZM142 91V90H141ZM189 91V90H188ZM21 92V91H20ZM110 92V91H109ZM179 92H182V91H179ZM189 92H191V91H189ZM23 93V92H22ZM64 93V92H63ZM79 93V92H78ZM104 93V92H103ZM148 93V92H147ZM154 94V95H151V94ZM170 93H172V91L170 92ZM14 94V93H13ZM34 94V93H33ZM37 95H38V93H36ZM60 94H61V91H60ZM82 94L83 93H81L80 95H81V97H82ZM98 95H99V93H97ZM106 94V93H105ZM117 94H119V93H117ZM116 94V95H117ZM122 94V93H121ZM131 94H132V92H131ZM184 94V93H183ZM112 95V94H111ZM114 95V94H113ZM115 95V96H116ZM120 95V94H119ZM135 95H137V94H135ZM135 95H133V96H135ZM139 95H141V94H139ZM149 95V94H148ZM175 95V94H174ZM186 95V94H185ZM54 96V95H53ZM62 96H65V95H62ZM74 96V95H73ZM104 96V95H103ZM107 96V95H106ZM114 96V97H115ZM118 96V95H117ZM122 96V95H121ZM125 96H127V95H125ZM133 96H131V97H133ZM61 97V96H60ZM68 97H69V95H68ZM145 97V96H144ZM170 97V96H169ZM187 97V96H186ZM185 97V98H186ZM18 98V97H17ZM65 98H67V97H65ZM72 98V97H71ZM83 98V97H82ZM141 98V97H140ZM174 98V97H173ZM57 99V98H56ZM85 99H83V100H85ZM110 99V98H109ZM116 99H118V98H115L114 100H116ZM122 99V98H121ZM136 99V98H135ZM134 99V100H135ZM170 99V98H169ZM168 99V100H169ZM172 99V98H171ZM51 100V99H50ZM78 100V99H77ZM99 100H100V98H99ZM98 100V101H99ZM101 100H102V98H101ZM143 100L145 101V102H143ZM162 100H164V99H162ZM166 100V99H165ZM183 100H185V99H183ZM191 100V99H190ZM189 100V101H190ZM43 101V100H42ZM60 101V100H59ZM62 101V100H61ZM103 101V100H102ZM71 102V101H70ZM84 102H86V101H84ZM94 102V101H93ZM95 102H97V100L95 101ZM101 102V101H100ZM106 102H108V100H106ZM105 102V103H106ZM112 102V101H111ZM122 102V101H121ZM139 102V103H138ZM158 102V101H157ZM164 102V101H163ZM170 102V101H169ZM179 102V101H178ZM65 103V102H64ZM67 103V102H66ZM65 103V104H66ZM69 103V102H68ZM80 103V102H79ZM90 103V102H89ZM88 103V104H89ZM99 102H97V104H98ZM101 103H104V102H101ZM109 103V102H108ZM107 103V104H108ZM173 103V102H172ZM180 103H181V101H180ZM72 104V103H71ZM93 104H96V103H93ZM100 104V103H99ZM165 104V103H164ZM179 104V103H178ZM8 105V104H7ZM15 105H17V104H15ZM58 105H59V103H58ZM60 105H63V104H60ZM86 105V104H85ZM84 105V106H85ZM109 105V104H108ZM115 105H117V104H115ZM128 105H130V104H128ZM159 105H160V103H159ZM161 105H162V102H161ZM160 105V106H161ZM172 105V104H171ZM53 106V105H52ZM70 106V105H69ZM68 106V107H69ZM82 106V105H81ZM91 106V105H90ZM97 105H95V107H96ZM99 106V105H98ZM130 106H132V105H130ZM164 106V105H163ZM168 106V105H167ZM178 106H180L181 107V105H178ZM21 107V106H20ZM58 107V106H57ZM64 107V106H63ZM67 107V106H66ZM67 107V108H68ZM75 107V111H76V109H78V108H76V106H74ZM92 107V106H91ZM94 107V106H93ZM93 107H92V109H93ZM100 107V106H99ZM120 107H126V106H120ZM119 107V108H120ZM166 107V106H165ZM172 107V106H171ZM175 107V106H174ZM173 107V108H174ZM0 108H2V107H0ZM13 108V107H12ZM71 108V107H70ZM115 108H118V107H115ZM157 109L159 108V107H156ZM161 108V107H160ZM160 108H159V110H160ZM167 108V107H166ZM170 108V107H169ZM11 109V108H10ZM15 110H16V108H14ZM19 109V108H18ZM90 109V108H89ZM88 108H87V110H89ZM4 110V109H3ZM66 110V109H65ZM83 110V109H82ZM101 110H102V108H101ZM117 110V109H116ZM121 110V109H120ZM155 110V109H154ZM169 109H167V111H168ZM172 110L173 109H171V112H172ZM181 110V109H180ZM29 111V110H28ZM27 111V112H28ZM35 112H37L36 110H34ZM70 111V110H69ZM79 111V110H78ZM119 111V110H118ZM156 111V110H155ZM166 111V112H167ZM39 112V111H38ZM77 112V111H76ZM88 112V111H87ZM147 112H149V111H147ZM147 112H145V113H147ZM154 112V111H153ZM161 112V111H160ZM163 112H164V110H163ZM158 113V112H157ZM156 113V114H157ZM182 113V112H181ZM181 113H179V114H181ZM24 114V113H23ZM27 114V113H26ZM31 114V113H30ZM35 114V113H34ZM33 113H32V116L34 115ZM62 114H64V113H62ZM70 114V113H69ZM74 114V116H76V114L75 113H73ZM98 114V113H97ZM96 114V115H97ZM133 114V113H132ZM139 114V113H138ZM148 114V113H147ZM151 114H153V113H151ZM150 114V115H151ZM164 114V113H163ZM170 114H172V113H170ZM185 114V113H184ZM19 115V114H18ZM25 115V114H24ZM23 115V116H24ZM44 115V114H43ZM86 115H88V114H86ZM90 115V114H89ZM95 115V114H94ZM183 115V114H182ZM144 116V115H143ZM146 116V115H145ZM159 116V115H158ZM166 116V115H165ZM177 116V115H176ZM179 116V115H178ZM177 116V117H178ZM183 116H185V115H183ZM21 117V118H20ZM18 116V117H14L12 114H11V112H7V111H5L4 110V112L3 111H0V118H1V120H0V122L2 123L1 124V126L3 127V129L6 131V129H8L9 127L11 128V129H16L17 128V130L18 131H20V129H21V131H23V132H26V133H28V134H31V135H34V136H37V137H43V136H45V137H53V138H56V139H58V143L60 144V145H57L58 143H57V141H56V145L59 147V149H55V148H53L52 146H51V148H53V149H55L56 151H57V155L59 156V157H61V159H65V158H69V159H74V157L78 160V158H79V156H83V158H85L86 157V150H88V149H84L83 147V149L85 150H82L81 149V147H78L79 146V144L77 145L76 143H74V142H72V141H70V137H69V139L67 138L68 137V135H67V137H65V136H62L63 134H61V133H59L58 131H56V130H50V131H48V130H46L45 128L44 129H42L43 131L41 132V131H39V129H37V127L38 126H36V128H34V127H31L32 125H31V123H30V119H32L33 120V118H28V117H23L22 118V115L21 116ZM30 117V116H29ZM70 117V116H69ZM86 117V116H85ZM88 117V116H87ZM99 117V116H98ZM112 117V116H111ZM133 117H135V116H133ZM161 118H162V116H160ZM166 117H169V116H166ZM193 117V116H192ZM72 118V117H71ZM75 118V117H74ZM113 118V117H112ZM115 118V117H114ZM117 118V117H116ZM115 118V119H116ZM132 118V117H131ZM161 118H160V120H161ZM165 118V117H164ZM174 118V117H173ZM182 118H184V117H182ZM187 118V117H186ZM190 118V117H189ZM38 119V118H37ZM42 119H46L45 117L43 118L42 117ZM41 119V120H42ZM49 119V118H48ZM55 119V118H54ZM155 119V118H154ZM157 119V118H156ZM155 119V120H156ZM168 119H170V117L168 118ZM178 119H180V118H178ZM185 119V118H184ZM194 119V118H193ZM204 120H205V118H203ZM35 120H36V118H35ZM39 120V119H38ZM50 120H52V119H50ZM73 120V118L71 119V121ZM78 120H80V119H78ZM87 120V119H86ZM154 120V121H155ZM160 120H159V123H161L160 122ZM171 121H175L174 119L172 120V119H170ZM200 120L202 121V119L200 118ZM211 120H210V122H211ZM40 121V120H39ZM38 121V122H39ZM59 121L60 120H58V122L57 123H59ZM74 121V120H73ZM77 121V120H76ZM83 121V120H82ZM99 121V120H98ZM142 121V120H141ZM144 121V120H143ZM156 121H158V120H156ZM155 121V122H156ZM162 122L164 121L163 120V118H162V120H161ZM171 121H169L170 123H172ZM188 121V120H187ZM225 121V120H224ZM223 121V122H224ZM45 122V121H44ZM55 122H56V120H55ZM78 122V121H77ZM76 122V123H77ZM84 122V121H83ZM178 121H176V123H177ZM214 122V121H213ZM220 122V121H219ZM218 122V123H219ZM227 122V123H228ZM49 122H47L46 123V125L48 124ZM52 123V122H51ZM75 123V122H74ZM91 123V122H90ZM132 123V122H131ZM144 123V122H143ZM154 123V122H153ZM39 124H40V122H39ZM38 124V125H39ZM45 124V123H44ZM83 124V123H82ZM81 124V125H82ZM115 124V123H114ZM117 124V123H116ZM156 124V123H155ZM165 124V123H164ZM164 124H163V126H164ZM178 124V123H177ZM177 124H175V125H177ZM181 124V123H180ZM186 124H187V122H186ZM189 124V123H188ZM196 124H198V123H196ZM204 124V123H203ZM206 124H208V123H205V125ZM211 124H212V122H211ZM211 124H209V125H211ZM34 125V124H33ZM56 125V124H55ZM59 125H61V124H59ZM59 125H57V126H59ZM74 125V124H73ZM104 125V124H103ZM139 125V124H138ZM148 125H150V124H148ZM159 125V124H158ZM174 125V126H175ZM195 125V124H194ZM228 125V124H227ZM226 125V126H227ZM264 125V124H263ZM7 126V127H6ZM41 126H42V123H41ZM71 126V125H70ZM75 126V125H74ZM77 126V125H76ZM79 126H80V124H79ZM142 126V125H141ZM153 126V125H152ZM152 126H150V127H152ZM167 126H170V125H167ZM181 126V125H180ZM184 126V125H183ZM183 126H181V127H183ZM197 126H200L199 124L197 125ZM212 126V125H211ZM44 127V126H43ZM48 127V126H47ZM56 127V126H55ZM62 127V126H61ZM82 127V126H81ZM80 127V128H81ZM92 127H94V125H92ZM114 127V126H113ZM116 127V126H115ZM136 127V126H135ZM140 127V126H139ZM143 127V126H142ZM145 127H147V125H145ZM155 127V126H154ZM162 127V126H161ZM165 127V126H164ZM170 127H173L172 125L170 126ZM178 127V126H177ZM191 127V126H190ZM205 127V126H204ZM232 127V126H231ZM49 128V127H48ZM56 128H58V127H56ZM60 128V127H59ZM83 128V127H82ZM101 128H102V126H101ZM132 128V127H131ZM138 128V127H137ZM159 127H157V129H158ZM169 128V127H168ZM193 128V127H192ZM197 128V127H196ZM200 128V127H199ZM216 128H217V130H215V131H217L215 134H217V133H220V132H223L224 130L222 129V125H221V122H220V125H217L216 126ZM84 129H87L86 128V126H85V128ZM84 129H82V130H84ZM89 129V128H88ZM87 129V131L89 132V130ZM116 129V128H115ZM154 129V128H153ZM188 129V128H187ZM194 129V128H193ZM200 129H202V128H200ZM226 129H228V128H226ZM225 129V130H226ZM232 129V128H231ZM63 130V129H62ZM94 130H95V128H94ZM104 130V129H103ZM109 130H111V129H109ZM121 130V129H120ZM131 130V129H130ZM129 130V131H130ZM133 130H134V128H133ZM136 130H138V129H136ZM146 130V129H145ZM149 130V129H148ZM176 130H179V129H177L176 128ZM183 130V129H182ZM185 130V129H184ZM183 130V131H184ZM189 130H190V128H189ZM211 130H212V128H211ZM229 130H230V128H229ZM1 131V130H0ZM8 131V130H7ZM6 131V132H7ZM10 131V130H9ZM65 131H67V129L65 130ZM101 131V130H100ZM127 131V130H126ZM140 131V130H139ZM143 131H144V129H143ZM155 131V130H154ZM158 131V130H157ZM159 131H161V130H159ZM158 131V132H159ZM162 131H164L163 130V128H162ZM186 131H188V130H186ZM205 131V130H204ZM214 131V132H215ZM236 131V130H235ZM234 131V132H235ZM258 131V130H257ZM260 131V130H259ZM262 131V130H261ZM260 131V132H261ZM11 132L13 133V131L11 130ZM14 132H16V131H14ZM43 132H45L47 135H43ZM63 132V131H62ZM68 132V131H67ZM71 132V131H70ZM85 132V131H84ZM95 132V131H94ZM94 132H93V135H94ZM104 132V131H103ZM121 132V131H120ZM177 132V131H176ZM179 132V131H178ZM193 133L194 132H196V130H194V131H192ZM208 132H209V130H208ZM225 132V131H224ZM223 132V133H224ZM9 133V132H8ZM7 133V134H8ZM12 133H10V134H12ZM71 133H75L74 131L73 132H71ZM145 133V132H144ZM151 133V132H150ZM185 133H187V132H185ZM189 133V132H188ZM191 133V132H190ZM204 133V132H203ZM222 133V134H223ZM231 133V132H230ZM257 133V132H256ZM264 133V132H263ZM4 134V133H3ZM91 134V133H90ZM97 134V133H96ZM95 134V135H96ZM120 134H124V133H120ZM159 134V133H158ZM162 134V133H161ZM207 134V133H206ZM212 134V133H211ZM1 135H2V133H1ZM70 135V134H69ZM74 135H76V134H74ZM85 135V134H84ZM89 135V134H88ZM92 135V134H91ZM128 135V134H127ZM127 135H126V137H127ZM133 135H134V133H133ZM150 135V134H149ZM156 135V134H155ZM160 135V134H159ZM163 135V134H162ZM194 135V134H193ZM196 135H198V134H196L195 133V136ZM202 135V134H201ZM207 135H209V134H207ZM252 135H254V134H252ZM7 136V135H6ZM17 135H14V137H16ZM20 136V135H19ZM23 136V135H22ZM78 136V135H77ZM86 136V135H85ZM97 136V135H96ZM151 136V135H150ZM153 136V135H152ZM168 136V135H167ZM200 136V135H199ZM219 136V135H218ZM247 136V135H246ZM255 136V135H254ZM9 137V136H8ZM7 137V138H8ZM86 137H88V136H86ZM91 137L92 136H90V137H88V138H90L91 139ZM129 137V136H128ZM131 137V136H130ZM133 137V136H132ZM157 137V136H156ZM161 137V136H160ZM198 137V136H197ZM209 137H210V135H209ZM213 137V136H212ZM249 137V136H248ZM13 138V137H12ZM17 138V137H16ZM100 138V137H99ZM110 138V137H109ZM134 138V137H133ZM142 138V137H141ZM187 138V137H186ZM191 138V137H190ZM189 138V139H190ZM229 138V137H228ZM239 138V137H238ZM241 138V137H240ZM21 139V138H20ZM45 139V138H44ZM48 139V138H47ZM46 139V140H47ZM52 139V138H51ZM77 139V138H76ZM75 139V140H76ZM81 139V138H80ZM79 139V140H80ZM106 139V138H105ZM131 139V138H130ZM154 139V138H153ZM217 139H219V138H216V143H218L217 142ZM222 139V138H221ZM231 139H232V137H231ZM246 139H247V137H246ZM261 139V138H260ZM2 140V139H1ZM18 140V139H17ZM55 140V139H54ZM91 140H93V138L91 139ZM121 140H123V139H121ZM131 140H133V139H131ZM134 140H138V138H136L135 137V139ZM211 140V139H210ZM213 140V139H212ZM250 140V139H249ZM14 141V140H13ZM44 141V140H43ZM48 141H49V139H48ZM81 141V140H80ZM95 141V140H94ZM108 141V140H107ZM139 141H141V140H139ZM138 141V142H139ZM165 141V140H164ZM175 141V140H174ZM196 141V140H195ZM222 141H223V139H222ZM227 141V140H226ZM232 141V140H231ZM246 141V140H245ZM245 141H243V142H245ZM27 143L29 142L28 140L26 141ZM49 142H51V141H49ZM77 142V141H76ZM126 143H127V141H125ZM186 142V141H185ZM205 142V141H204ZM213 142H214V140H213ZM228 142V141H227ZM67 145H66V144ZM82 143V142H81ZM120 143V142H119ZM135 143V142H134ZM172 144H173V141L171 142ZM171 143H168V144H171ZM178 143V142H177ZM181 143V142H180ZM179 143V144H180ZM215 143V144H216ZM226 143V142H225ZM236 143V142H235ZM9 144H11L10 142H9ZM23 144V143H22ZM51 144H52V142H51ZM82 144H84V143H82ZM144 144V143H143ZM171 144V145H172ZM186 144V143H185ZM194 144H196V143H194ZM218 144H220V143H218ZM240 144V143H239ZM238 144V145H239ZM48 145H49V143H48ZM54 145V144H53ZM96 145H97V143H96ZM110 145H111V143H110ZM149 145V144H148ZM167 145V144H166ZM174 145V144H173ZM172 145V146H173ZM176 145V144H175ZM178 145V144H177ZM182 145V144H181ZM189 145V144H188ZM200 145V144H199ZM211 145V144H210ZM222 145V144H221ZM38 146V145H37ZM86 146V145H85ZM8 147V146H7ZM22 147V146H21ZM24 147V146H23ZM26 147V146H25ZM87 147V146H86ZM119 147V146H118ZM125 147V146H124ZM130 147V146H129ZM174 147H176V146H174ZM180 147V146H179ZM186 147H187V145L185 146V149H186ZM222 147V146H221ZM262 147V146H261ZM28 148V147H27ZM36 148H39V147H36ZM41 148V147H40ZM60 148H61V150H64L63 152H62V154H60L59 153V150H60ZM88 148V147H87ZM166 148V147H165ZM171 148V147H170ZM177 148V147H176ZM223 148H224V146H223ZM3 149V148H2ZM5 149V148H4ZM29 149V148H28ZM28 149H27V151H28ZM44 149V148H43ZM94 149V148H93ZM180 149V148H179ZM184 149V148H183ZM200 149V148H199ZM209 149V148H208ZM207 149V150H208ZM220 149V148H219ZM8 150V149H7ZM22 150V149H21ZM25 150H26V148H25ZM30 150V149H29ZM34 150V149H33ZM42 150V149H41ZM40 150V151H41ZM102 150H104V149H102ZM111 150V149H110ZM109 150V151H110ZM131 150V149H130ZM242 150V149H241ZM244 150V149H243ZM246 150V149H245ZM5 151V150H4ZM35 151V150H34ZM55 151V152H56ZM80 151V152H79ZM135 151H136V149H135ZM182 151V150H181ZM186 151H187V149H186ZM196 151V150H195ZM216 151H219V150H216ZM223 151V150H222ZM225 151V150H224ZM17 152V151H16ZM30 152H32V151H30ZM29 152V153H30ZM37 152V151H36ZM61 152V151H60ZM134 152V151H133ZM138 152V151H137ZM141 152V151H140ZM144 152H146V151H144ZM150 152V151H149ZM148 152V153H149ZM180 152V151H179ZM178 152V153H179ZM183 152H184V150H183ZM206 152V151H205ZM10 153V152H9ZM33 153H35V152H33ZM32 153V154H33ZM37 153H41V152H37ZM54 153V152H53ZM52 153V154H53ZM89 153V152H88ZM87 153V154H88ZM99 153V152H98ZM136 153V152H135ZM142 153V152H141ZM147 153V154H148ZM177 153V152H176ZM188 153V152H187ZM195 153V152H194ZM241 153V152H240ZM253 153V152H252ZM264 153V152H263ZM13 154H15L14 152H13ZM31 154V153H30ZM29 154V155H30ZM42 154V153H41ZM51 154V156L53 157V155ZM63 154H64V156H63ZM89 154H91V152L89 153ZM132 154V153H131ZM130 154V155H131ZM151 154V153H150ZM165 154V153H164ZM250 154V153H249ZM5 155V154H4ZM28 155V154H27ZM35 155H38V154H35ZM152 155H153V153H152ZM156 155H157V153H156ZM187 155L188 154H186V156H185V158L184 159H186V157H187ZM193 155V154H192ZM197 155V154H196ZM201 155V154H200ZM216 155V154H215ZM223 155V154H222ZM225 155V154H224ZM241 155H243V154H241ZM10 156V155H9ZM16 157H17V155H15ZM31 156V155H30ZM40 157H41V155H39ZM102 156H103V154H102ZM109 156V155H108ZM145 156V155H144ZM176 156V155H175ZM182 156V155H181ZM198 156V155H197ZM203 156V155H202ZM217 156H218V154H217ZM2 157V156H1ZM5 158H6V156H4ZM3 157V158H4ZM12 157H14V156H12ZM40 157H38V158H40ZM46 157V156H45ZM50 157V156H49ZM91 157V156H90ZM100 157H101V155H100ZM110 157V156H109ZM190 157V156H189ZM192 157V156H191ZM200 157V156H199ZM233 157V156H232ZM232 157H230V158H232ZM247 157V156H246ZM18 158H19V156H18ZM31 158V157H30ZM35 158H37V156L35 157ZM48 158V157H47ZM46 158V159H47ZM99 158V157H98ZM106 158H107V156H106ZM143 158V157H142ZM149 158H151L150 156H149ZM168 158V157H167ZM172 158V157H171ZM180 158V157H179ZM188 158V157H187ZM201 158V157H200ZM202 158H206V157H202ZM234 159H237V158H235V157H233ZM2 159V158H1ZM34 159V158H33ZM86 159V158H85ZM90 159V158H89ZM89 159H88V161H89ZM102 159V158H101ZM108 159V158H107ZM135 159V158H134ZM181 159V158H180ZM184 159H181L183 162H185V160ZM223 159H225V158H223ZM239 159V158H238ZM248 159V158H247ZM254 159H255V157H254ZM6 160V159H5ZM5 160H3V162L5 161ZM12 159L10 158V161H11ZM40 160V159H39ZM51 160V159H50ZM54 160H55V158H54ZM82 160V159H81ZM80 160V161H81ZM91 160V159H90ZM95 160H96V158H95ZM110 160H111V158H110ZM187 160V159H186ZM218 160V159H217ZM253 160V159H252ZM251 160V161H252ZM256 160V159H255ZM263 161H264V159H262ZM1 161V160H0ZM15 161V160H14ZM13 161V162H14ZM17 161V160H16ZM18 161H19V159H18ZM18 161H17V163H18ZM23 161V160H22ZM22 161H20V162H22ZM41 161V160H40ZM42 161H44V160H42ZM49 160H47V163L49 164V162H48ZM76 161V160H75ZM79 161V160H78ZM84 161V160H83ZM91 161H93V160H91ZM100 161V160H99ZM103 161V160H102ZM140 161V160H139ZM169 161V160H168ZM190 161V160H189ZM192 161H193V159H192ZM191 161V162H192ZM209 161V160H208ZM227 161V160H226ZM230 161H232V160H230ZM248 161H250V160H248ZM259 161V160H258ZM3 162H1V164L3 163ZM7 163H8V161H6ZM24 162V161H23ZM36 162V161H35ZM45 162V161H44ZM59 162V161H58ZM90 162V161H89ZM98 162V161H97ZM111 162V161H110ZM211 162V161H210ZM253 162V161H252ZM252 162H250V163H252ZM25 163V162H24ZM60 163V162H59ZM82 163H84V162H82ZM92 163V162H91ZM112 163V162H111ZM209 163V162H208ZM218 163V162H217ZM247 163V162H246ZM262 163V162H261ZM4 164V163H3ZM6 164V163H5ZM9 164V163H8ZM7 164V165H8ZM12 164V163H11ZM10 164V165H11ZM61 164H63V163H61ZM87 164H88V162H87ZM93 164V163H92ZM95 164V163H94ZM96 164H98V163H96ZM107 164V163H106ZM124 164V163H123ZM187 164H190V163H187ZM220 164V163H219ZM249 164V163H248ZM264 164V163H263ZM262 164V166H260V167H258L257 169H253L252 171H251V173L248 175V177L246 176V179H247V182L249 183V185L247 186L248 188H249V186H250V184L251 185H254L255 184V182L257 183V181L256 180H258V178H261V177H263L264 178V165ZM18 165V164H17ZM26 165V164H25ZM29 165V164H28ZM78 165V164H77ZM82 165V164H81ZM183 165H185V163L183 164ZM227 165V164H226ZM229 165V164H228ZM3 166H5V165H3ZM11 166H13V165H11ZM22 166V165H21ZM76 166V165H75ZM100 166V165H99ZM101 166H102V164H101ZM192 166V165H191ZM197 166V165H196ZM223 166V165H222ZM222 166H220V167H222ZM8 167H9V165H8ZM36 167V166H35ZM40 167V166H39ZM53 167V166H52ZM67 167V166H66ZM87 167V166H86ZM97 167V166H96ZM229 167H230V165H229ZM253 167V166H252ZM94 168V167H93ZM120 168V167H119ZM145 168V167H144ZM143 168V169H144ZM159 168H161L160 166H159ZM187 168V167H186ZM236 168V167H235ZM251 167H248L247 169H250ZM15 169V168H14ZM30 169V168H29ZM33 169V168H32ZM38 169V168H37ZM44 169H46V168H42L41 170H44ZM56 169H58L57 167H56ZM148 169V168H147ZM173 169V168H172ZM177 169H178V167H177ZM192 169V168H191ZM221 169V168H220ZM10 170V169H9ZM13 170V169H12ZM31 170V169H30ZM55 170V169H54ZM137 170V169H136ZM163 170V169H162ZM198 170V169H197ZM2 171V170H1ZM4 171V170H3ZM2 171V172H3ZM11 171V170H10ZM13 171H15V170H13ZM32 171V170H31ZM36 171V170H35ZM46 171V173H50V170H48V169H46L45 170ZM44 171V172H45ZM48 171V172H47ZM239 171V170H238ZM7 172V171H6ZM42 172V171H41ZM61 172V171H60ZM111 172V171H110ZM167 172V171H166ZM177 172H179V171H177ZM187 172H189V171H187ZM196 172V171H195ZM240 172V171H239ZM19 173H21V171L19 172ZM32 173V172H31ZM34 173V172H33ZM40 173V172H39ZM54 173V172H53ZM58 173V172H57ZM56 173V174H57ZM79 173V172H78ZM111 173H113V172H111ZM163 173V172H162ZM171 173V172H170ZM242 173V172H241ZM21 174H25V173H21ZM72 174V173H71ZM81 174V173H80ZM159 174V173H158ZM158 174L156 175V176H158ZM206 174V173H205ZM244 174V173H243ZM8 175V174H7ZM18 175V174H17ZM35 175V174H34ZM59 175V174H58ZM69 175V174H68ZM113 175V174H112ZM123 175H125V174H123ZM169 175H171V174H169ZM180 175V174H179ZM184 175V174H183ZM182 175V176H183ZM203 175V174H202ZM224 175H226V174H224ZM233 175V174H232ZM11 176V175H10ZM13 176V175H12ZM11 176V177H12ZM29 176H30V174H29ZM102 176V175H101ZM108 176H109V174H108ZM111 176V175H110ZM140 176V175H139ZM144 176H146V175H144ZM148 176V175H147ZM164 176V175H163ZM172 176H173V174H172ZM239 176H241V175H238V178H239ZM2 177V176H1ZM5 177V176H4ZM18 177H20V176H17V178ZM28 177V176H27ZM61 177V176H60ZM73 177H74V175H73ZM136 177V176H135ZM155 177V176H154ZM159 177V176H158ZM165 177V176H164ZM167 177V176H166ZM185 177H186V175H185ZM196 177V176H195ZM231 177V176H230ZM233 177H234V175H233ZM237 177V176H236ZM245 176H243V178H244ZM32 178V177H31ZM35 178H38V177H35ZM52 179V181H54V178L53 177H51V176H48V180H51ZM72 178V177H71ZM75 178V177H74ZM97 178H98V176H97ZM96 178V179H97ZM146 178V177H145ZM172 178V177H171ZM235 178V177H234ZM4 179V178H3ZM13 179H16V178H13ZM28 179H30V178H28ZM39 179V178H38ZM75 179H77V178H75ZM93 179H95V178H93ZM101 179H103V177L101 178ZM124 179H126V178H124ZM159 179V178H158ZM237 179V178H236ZM235 179V180H236ZM5 180H8V179H5ZM22 180V179H21ZM20 180V181H21ZM41 180V179H40ZM60 180V179H59ZM71 180V179H70ZM115 180V179H114ZM117 180H118V183L120 182L119 181V179L117 178ZM227 178H226V182H227ZM232 182H233V178L232 179H230ZM240 180V179H239ZM242 180V179H241ZM244 180V179H243ZM259 180H261V179H259ZM259 180H258V183H259ZM18 181V180H17ZM19 181V182H20ZM23 181V180H22ZM42 181V180H41ZM76 181V180H75ZM93 181V180H92ZM96 181V180H95ZM116 181V180H115ZM114 181V182H115ZM124 181V180H123ZM224 181V182H225ZM237 181V180H236ZM10 182V181H9ZM40 182V181H39ZM68 182V181H67ZM70 182V181H69ZM72 182V181H71ZM74 182V181H73ZM126 182V181H125ZM151 182V181H150ZM208 182V181H207ZM223 182V183H224ZM230 181L228 180V183H229ZM246 182V181H245ZM21 183V182H20ZM121 183V182H120ZM119 183V184H120ZM130 183V182H129ZM177 183V182H176ZM247 183V184H248ZM261 183H263V182H261ZM261 183H259V184H261ZM29 184V183H28ZM27 184V185H28ZM36 184V183H35ZM43 184V183H42ZM74 184V183H73ZM104 184V183H103ZM119 184H117V185H119ZM170 183H168V182H160L159 183V185L160 186H163V187H166L167 185H169ZM197 184V183H196ZM242 184V183H241ZM244 184V183H243ZM26 185V186H27ZM45 185V184H44ZM53 185V184H52ZM79 185V184H78ZM83 185V184H82ZM113 185V184H112ZM121 185V184H120ZM237 185V184H236ZM258 185V184H257ZM33 186V185H32ZM32 186H30V187H32ZM64 186H66V185H64ZM68 186V185H67ZM88 186H91V185H88ZM93 186V185H92ZM111 186V185H110ZM20 187V186H19ZM24 187V186H23ZM40 187H42V186H40ZM54 187V186H53ZM69 187H70V185H69ZM82 187V186H81ZM87 187V186H86ZM113 187H117L118 188V186H115V185H113ZM156 187V186H155ZM176 187V186H175ZM243 187V186H242ZM245 187H246V185H245ZM251 187V186H250ZM253 187V186H252ZM264 187V186H263ZM13 188V187H12ZM11 188V189H12ZM56 188V187H55ZM78 188V187H77ZM88 188V187H87ZM91 188V187H90ZM110 188V187H109ZM116 188V189H117ZM120 188V187H119ZM134 188V187H133ZM136 188V187H135ZM181 188V187H180ZM210 188V187H209ZM214 188V187H213ZM222 188V187H221ZM220 188V189H221ZM228 188H229V186H228ZM227 188V189H228ZM244 188V187H243ZM256 188V187H255ZM10 189V188H9ZM10 189V190H11ZM20 189H21V192L23 191H26L25 190V188H21L20 187ZM35 189H36V187H35ZM39 189V188H38ZM50 189H52V190H56V189H53L52 188V186H51V188ZM66 189V191H72V190H69L68 189V187L67 188H65ZM80 189V188H79ZM83 189V188H82ZM81 189V190H82ZM113 188H112V186H111V189L110 190H112ZM222 189H224V187L222 188ZM245 189V188H244ZM247 189V188H246ZM250 189L251 188H249V192H250ZM264 189V188H263ZM5 190V189H4ZM3 190V191H4ZM13 190V189H12ZM16 190H18V189H16ZM16 190H14L13 192H16ZM45 190H47V188L45 189ZM89 190V189H88ZM94 190V192H95V190L96 189H93ZM105 190V189H104ZM126 190V189H125ZM128 190V189H127ZM130 190H132V188H130ZM129 190V191H130ZM172 190H173V188H172ZM176 190H178V191H180L179 190V187H178V189H176ZM226 190V189H225ZM242 190V189H241ZM9 191V190H8ZM83 191V193H84V190H82ZM97 191V190H96ZM98 191H101V187H100V190H98ZM107 191V190H106ZM117 191H119V189L117 190ZM117 191H115V192H117ZM120 191H122V190H120ZM155 191V190H154ZM188 191V190H187ZM186 191V192H187ZM198 191V190H197ZM197 191H195V192H197ZM208 191V190H207ZM221 191V190H220ZM219 191V192H220ZM244 191V190H243ZM242 191V192H243ZM1 192V191H0ZM13 192L12 191H10L9 193H12L13 194ZM33 192V191H32ZM37 192V191H36ZM39 192H40V189H39ZM58 192V191H57ZM73 192V191H72ZM71 192V193H72ZM74 192H77V191H74ZM101 192H103V190L101 191ZM111 192V191H110ZM127 192V191H126ZM132 192V191H131ZM182 192H183V190H182ZM193 192V191H192ZM192 192H190L191 194H193ZM194 192V193H195ZM214 192V191H213ZM223 193H224V191H222ZM231 192H234L233 190H231ZM245 192V191H244ZM259 192H261L260 190H259ZM8 193V192H7ZM41 193H43L44 194V192H41ZM58 193H61V192H58ZM81 193V192H80ZM124 193H125V191H124ZM128 193V192H127ZM134 193V192H133ZM136 193V192H135ZM156 193H157V191H156ZM178 193V192H177ZM257 193V190H256V192H255V194ZM17 194V193H16ZM20 194V193H19ZM23 194V193H22ZM21 194V195H22ZM26 194H28L29 195V193H27V191H26ZM33 194V193H32ZM54 194V193H53ZM56 194V193H55ZM54 194V195H55ZM62 194V193H61ZM60 194V195H61ZM77 194V193H76ZM82 194V193H81ZM80 194V195H81ZM94 194V193H93ZM98 194V193H97ZM117 194V193H116ZM120 194H123V193H121L120 192ZM129 194V193H128ZM147 194V193H146ZM149 194V193H148ZM151 194V193H150ZM161 194V193H160ZM159 194V195H160ZM171 194H172V191H171ZM228 194V193H227ZM227 194H223L224 195V198H226L225 196L227 195ZM230 194V193H229ZM242 194H244V193H242ZM263 194V193H262ZM41 195V194H40ZM47 195H49V194H47ZM79 195V194H78ZM85 195V194H84ZM90 195H92V194H90ZM105 195V194H104ZM104 195H102V197L101 198H104ZM107 195V194H106ZM112 195V194H111ZM152 195V194H151ZM156 194H154V196H155ZM158 195V196H159ZM167 195V194H166ZM173 195H174V193H173ZM172 195V196H173ZM187 195V194H186ZM194 195V194H193ZM250 195H252V194H250ZM50 196V195H49ZM64 196V195H63ZM66 196V195H65ZM68 196V195H67ZM107 196H109V195H107ZM116 196V195H115ZM121 196V195H120ZM125 196V195H124ZM131 196V195H130ZM130 196H129V198H127V199H129L130 200ZM133 196V195H132ZM131 196V197H132ZM169 196V195H168ZM192 196V195H191ZM231 196H233V194L231 195ZM241 196H243V197H245L244 195H241ZM257 196H259V194L257 195ZM3 197V196H2ZM47 197V196H46ZM52 198H53V196H51ZM76 197H78V196H75V198ZM81 197V196H80ZM79 197V198H80ZM111 197V196H110ZM112 197H113V195H112ZM160 197V196H159ZM175 197V196H174ZM173 197V198H174ZM193 197V196H192ZM203 197V196H202ZM202 197H201V199H202ZM212 197V196H211ZM235 196H233V198H234ZM256 197V196H255ZM4 198H6V197H4ZM24 198V197H23ZM63 198V197H62ZM90 198V197H89ZM107 198V197H106ZM109 198V197H108ZM116 199H118L117 197H115ZM124 198V197H123ZM136 198V197H135ZM138 198H140L139 196H138ZM152 198H154V197H152ZM161 198V197H160ZM159 198V199H160ZM165 198H166V196H165ZM168 198H170V197H168ZM188 198H190V199H192L191 197H190V195H189V197ZM195 198H196V195H195ZM229 198V196H227V199ZM231 198V197H230ZM7 199V198H6ZM64 200L65 199H67V198H63ZM73 199V198H72ZM83 199H84V197H83ZM91 199V198H90ZM105 199V198H104ZM122 199V198H121ZM125 200H126V198H124ZM123 199V200H124ZM143 199V198H142ZM147 199V198H146ZM145 199V200H146ZM149 199H150V197H149ZM163 199V198H162ZM161 199V200H162ZM172 199V198H171ZM182 199V198H181ZM183 199H184V197H183ZM182 199V200H183ZM219 199H221V198H218L217 200H219ZM235 199V198H234ZM237 199V198H236ZM239 199V198H238ZM39 200V199H38ZM37 200V201H38ZM68 200H70V198L68 199ZM80 200H82V198L80 199ZM88 200V199H87ZM173 200V199H172ZM196 200V199H195ZM195 200H193V201H195ZM250 200V199H249ZM256 200V199H255ZM29 201V200H28ZM32 201H34V200H32ZM45 201V200H44ZM60 201V200H59ZM66 201V200H65ZM83 201H86V200H83ZM89 201V200H88ZM87 201V202H88ZM92 201V200H91ZM111 201V200H110ZM113 201L114 200H112V203H113ZM128 201V200H127ZM127 201H125V202H127ZM131 201H133V200H131ZM137 201H139L138 199H137ZM154 201V200H153ZM165 201V200H164ZM175 201V200H174ZM185 202H187L186 200H184ZM199 201V200H198ZM198 201H196V203H198ZM203 201V200H202ZM221 202H222V200H220ZM259 201V200H258ZM25 202V201H24ZM68 202V201H67ZM134 202H135V200H134ZM133 202V203H134ZM156 202V201H155ZM171 202H173V201H171ZM221 202H219L220 204H221ZM224 202V201H223ZM234 202V201H233ZM231 203V202H229V203H231V206L233 205V204H235L236 202H234V203ZM11 203V202H10ZM69 203V202H68ZM92 203V202H91ZM93 203H94V201H93ZM96 203V202H95ZM101 203V202H100ZM104 203H105V201H104ZM107 203H110V202H107ZM128 203V202H127ZM137 203V202H136ZM150 203V202H149ZM148 203V204H149ZM152 203V202H151ZM166 203V202H165ZM174 203V202H173ZM205 203V202H204ZM225 203V202H224ZM227 203V202H226ZM228 203V204H229ZM263 203V202H262ZM12 204V203H11ZM10 204V205H11ZM16 204V203H15ZM59 204H61V203H59ZM72 204V203H71ZM89 204H90V201H89ZM102 204V203H101ZM100 204V205H101ZM106 204V203H105ZM118 204V203H117ZM120 204V203H119ZM135 204V203H134ZM145 203H143V205H144ZM156 203H154V205H155ZM175 204H177V203H175ZM189 203L187 202V205H185V206H189L188 205ZM199 204V203H198ZM239 204V203H238ZM238 204H235L236 206L238 205ZM8 205V204H7ZM9 205V206H10ZM33 205V204H32ZM41 205H43V202L41 203ZM41 205H38L39 207H42ZM50 205V204H49ZM48 205V208H45V207H43L42 209L45 211V210H48V212H50V214L52 213V215H55L56 217H59V222H61L62 221V219H63V215L61 214V213H59L58 211H56L55 209H53V208H51V205L49 206ZM68 205V204H67ZM80 205V204H79ZM85 205V204H84ZM99 205V204H98ZM99 205V206H100ZM110 205H112L111 203H110ZM116 205V204H115ZM122 206H123V204H121ZM126 205V204H125ZM124 205V206H125ZM138 206H139V204H137ZM150 205V204H149ZM151 205H153V204H151ZM167 205V204H166ZM172 205V204H171ZM193 205V204H192ZM197 205V204H196ZM209 205V204H208ZM213 205H215V204H213ZM218 205V204H217ZM240 205V204H239ZM242 205V204H241ZM245 205V204H244ZM249 205H250V203L248 204V205H246V206H248L249 207ZM9 206H8V208H9ZM17 206V205H16ZM18 206H19V204H18ZM37 206V207H38ZM88 206V205H87ZM86 206V207H87ZM104 206V205H103ZM130 206V205H129ZM132 206V205H131ZM160 206V205H159ZM176 206V205H175ZM183 206H184V204H183ZM204 206V205H203ZM207 206V205H206ZM219 206V205H218ZM222 206H224L223 204H222ZM221 206V207H222ZM254 206H256V205H254ZM13 207V206H12ZM30 207H31V205H30ZM63 207V206H62ZM73 207H77V206H73ZM79 207V206H78ZM77 207V208H78ZM89 207V206H88ZM101 207V206H100ZM107 207H108V205H107ZM112 207H113V205H112ZM134 207H136V206H134ZM145 207H147L146 205H145ZM154 207V206H153ZM161 207V206H160ZM174 207V206H173ZM215 207V206H214ZM225 207V206H224ZM227 207V206H226ZM228 207H230V206H228ZM235 207V206H234ZM238 207V206H237ZM241 207V206H240ZM240 207H238V208H240ZM257 207V206H256ZM262 207V206H261ZM6 208V207H5ZM8 208H7V210H8ZM25 208V207H24ZM67 208V207H66ZM80 208H82V206L80 205ZM84 208V207H83ZM82 208V209H83ZM104 208V207H103ZM141 208V207H140ZM148 208H150V207H148ZM176 208V207H175ZM181 208V207H180ZM183 208V207H182ZM185 208V207H184ZM217 208V207H216ZM219 208V207H218ZM244 208H246V207H244ZM254 208V207H253ZM259 208V207H258ZM10 209V208H9ZM26 209V208H25ZM30 209V208H29ZM38 209V208H37ZM82 209H81V211H82ZM104 209H106V207L104 208ZM145 209V208H144ZM155 209H158L159 210V207L157 206V208H154V210ZM190 209H191V207H190ZM189 209V210H190ZM211 209V208H210ZM225 209V208H224ZM241 209V208H240ZM248 209V208H247ZM256 209V208H255ZM28 210V209H27ZM39 210V209H38ZM68 210V209H67ZM84 210V209H83ZM86 210H87V208H86ZM90 210V209H89ZM114 210V209H113ZM112 210V211H113ZM129 210V209H128ZM161 211H163L162 209H160ZM223 210V209H222ZM228 210H230V209H228ZM234 210V209H233ZM238 210V209H237ZM242 210V209H241ZM254 210V209H253ZM263 210V209H262ZM11 211H12V209H11ZM23 211V210H22ZM80 211V210H79ZM85 211V210H84ZM97 211V210H96ZM111 211V212H112ZM205 212H203V209H202V211H200V213H202V215H203V213L204 214H206V210H204ZM218 211V210H217ZM259 211V210H258ZM91 212H93V211H91ZM114 212V211H113ZM119 212H121V211H119ZM147 212V211H146ZM150 212V211H149ZM160 212V211H159ZM169 212V211H168ZM188 212V211H187ZM230 212H232V210L230 211ZM235 212V211H234ZM251 215H249V216H251V217H253L254 216V214H252V213H254L253 211H252V209H251ZM260 212V211H259ZM262 212H264V211H262ZM261 212V213H262ZM8 213V212H7ZM23 213H24V211H23ZM64 213V212H63ZM78 213V212H77ZM87 213V212H86ZM94 213V212H93ZM99 213V212H98ZM115 213V212H114ZM161 213H163V212H161ZM181 213V212H180ZM219 213H220V210H219ZM233 213V212H232ZM241 213H243L242 211H241ZM244 213H246V211L244 212ZM257 213V212H256ZM33 214V213H32ZM90 214V213H89ZM95 214H97L96 212H95ZM102 214V213H101ZM164 214V213H163ZM166 214V213H165ZM170 214H172L171 212H170ZM170 214H168V215H170ZM188 214H189V212H188ZM196 214H198V213H196ZM207 214H209V213H207ZM206 214V215H207ZM235 214V213H234ZM238 214V213H237ZM236 214V215H237ZM240 214V213H239ZM238 214V215H239ZM247 214V213H246ZM245 214V215H246ZM248 214H250L249 212H248ZM258 214V213H257ZM260 214V213H259ZM258 214V215H259ZM262 214H264V213H262ZM7 215H9V214H7ZM150 215V214H149ZM157 215H160V213L159 214H157ZM168 215H166L165 217H167ZM176 214L174 213V215L173 216H175ZM183 215V214H182ZM185 215V214H184ZM187 215V214H186ZM206 215H203L204 217L206 216ZM211 215H213V214H211ZM210 215V216H211ZM244 215V214H243ZM261 215V214H260ZM81 216V215H80ZM90 216V215H89ZM88 216V217H89ZM103 216V215H102ZM105 216V215H104ZM129 216V215H128ZM171 216V215H170ZM169 216V217H170ZM170 217V218H174V217ZM194 216H196V215H194ZM193 216V220L198 216H196V217H194ZM219 216V215H218ZM217 216V217H218ZM241 216V215H240ZM246 216H248V215H246ZM248 216V217H249ZM7 218H9L8 216H6ZM76 217V216H75ZM83 217V216H82ZM177 217V216H176ZM192 217V216H191ZM199 217H200V215H199ZM208 217V216H207ZM216 217V216H215ZM216 217V219H218ZM222 217V216H221ZM229 217V216H228ZM235 217V216H234ZM234 217H231V218H234ZM255 217V216H254ZM5 218V217H4ZM30 218H32L31 219V221H29L28 222V225L29 226H33V221H36V222H38V221H41V220H43L45 217H44V215L42 214V213H34ZM49 218V217H48ZM64 218H66V217H64ZM74 218V217H73ZM93 218V217H92ZM96 218V217H95ZM118 218V217H117ZM185 218L187 219V217L185 216ZM206 218V217H205ZM225 218H227V217H225ZM230 218V217H229ZM236 218V217H235ZM234 218V219H235ZM242 218V220L244 221L245 219L247 220V217H245V216H242L241 217ZM258 217H256V219H257ZM80 219V218H79ZM175 219V218H174ZM173 219V220H174ZM189 219V218H188ZM192 218H190V220H191ZM198 219V218H197ZM202 219H204L203 217H202ZM208 219H210V217L208 218ZM248 219H250V218H248ZM254 219V218H253ZM255 219V220H256ZM5 220V219H4ZM8 220V219H7ZM55 220V219H54ZM53 220V221H54ZM71 220H73V219H71ZM74 220H76V219H74ZM84 220H85V218H84ZM115 220V219H114ZM136 220V219H135ZM140 220V219H139ZM167 220V219H166ZM173 220H172V222H173ZM230 220H232V219H230ZM240 220V219H239ZM254 220V221H255ZM263 219H261V220H256V221H262ZM46 221V220H45ZM81 221V220H80ZM97 221V220H96ZM117 221V220H116ZM121 222L123 221V220H120ZM120 221H119V224H120ZM169 221H171L170 219H169ZM175 222H176V220H174ZM195 221V220H194ZM198 221V220H197ZM213 221H216L215 219H214V216H213ZM220 221H221V223H222V219H220ZM224 221V220H223ZM226 221V220H225ZM5 222V221H4ZM3 222V223H4ZM9 222V221H8ZM8 222H5V223H7L8 224ZM47 222V221H46ZM59 222H57V223H59ZM82 222H83V220H82ZM128 222V221H127ZM193 222V221H192ZM196 222V221H195ZM211 222V221H210ZM245 222V221H244ZM2 223V224H3ZM4 223V224H5ZM51 223H53V222H51ZM87 223V222H86ZM90 223V222H89ZM123 223H125V222H123ZM129 223V222H128ZM141 223V222H140ZM147 223V222H146ZM188 223V222H187ZM213 223V222H212ZM221 223H216L215 225L218 227L217 229H219V231L220 232H222L224 235L223 236H226V238H227V240L225 239V242L224 241H222V240H220L218 237H220V236H218V237H216V239L218 238L220 241H216V243H214V236H213V238L214 239H211V241H212V243L215 245V247H216V249L217 250H221L222 251V255H223V258H222V263H224V264H238L240 261L244 264V263H248V264H254L255 263V260H256V258L254 259L252 256L251 257H248L250 254H248L247 256H245V252L243 251V250H241V249H243V248H241L240 250L241 251H239L238 249V251L236 250V248H233V245L235 244V245H237V244H241L242 242L244 243V241L242 240V236H241V234H240V230L238 231V229H241V228H236V226H233V227H229V225H228V228H225ZM227 223V222H226ZM231 223H233V222H231ZM236 223H238V222H236ZM239 223H240V225H241V222L239 221ZM36 224V223H35ZM92 224V223H91ZM97 224H99V223H97ZM115 224H116V222H115ZM117 224H118V222H117ZM191 224V223H190ZM196 224V223H195ZM197 224H199V223H197ZM196 224V225H197ZM234 224H235V222H234ZM233 224V225H234ZM244 224V223H243ZM260 224H261V222H260ZM259 224V225H260ZM39 225V224H38ZM40 225H41V222H40ZM86 225V224H85ZM100 225V224H99ZM140 225V224H139ZM144 225V224H143ZM191 225H193V224H191ZM203 225V224H202ZM225 225V224H224ZM237 225V224H236ZM247 225H248V223H247ZM263 225V224H262ZM1 226H4V225H1ZM8 226V225H7ZM13 226V225H12ZM43 226V225H42ZM62 226V225H61ZM119 226V225H118ZM121 226V225H120ZM128 226V225H127ZM130 226V225H129ZM209 226V225H208ZM227 226V225H226ZM249 226V225H248ZM6 227V226H5ZM41 227V226H40ZM52 227V226H51ZM94 228H95V226H93ZM101 227V226H100ZM172 227V226H171ZM189 227H190V225H189ZM250 227V226H249ZM253 227H255L254 225H253ZM257 227H259V226H257ZM261 227V226H260ZM259 227V228H260ZM7 228V227H6ZM24 228V227H23ZM109 228V227H108ZM113 228V227H112ZM123 228V227H122ZM192 228H193V226H192ZM191 228V229H192ZM204 228V227H203ZM243 228H245V225H244V227ZM243 228L241 229V230H243ZM258 228V229H259ZM12 229H13V227H12ZM115 229V228H114ZM119 229V228H118ZM144 229H145V227H144ZM143 229V230H144ZM149 229V228H148ZM151 229V228H150ZM159 229V228H158ZM181 229H183V227L181 228ZM181 229H178V230H180V232H181ZM201 228H198V230H200ZM207 229V228H206ZM1 230V229H0ZM13 230H15V227H14V229ZM54 230V229H53ZM74 230V229H73ZM152 230V229H151ZM150 230V231H151ZM155 230V229H154ZM162 230V229H161ZM168 230V229H167ZM166 230V231H167ZM197 230V231H198ZM244 230H246V228L244 229ZM262 230H264V229H262ZM5 231V230H4ZM4 231L2 232V230H1V232L2 233H4ZM40 231V230H39ZM76 231V230H75ZM74 231V232H75ZM126 231H128V230H126ZM126 231H124V232H126ZM129 231H130V229H129ZM128 231V232H129ZM136 231V230H135ZM145 231V230H144ZM157 231H160V230H157ZM177 231V230H176ZM192 231V230H191ZM190 231V232H191ZM197 231H196V233H197ZM208 231V230H207ZM216 231V230H215ZM259 231V230H258ZM5 232H8L9 233V231H5ZM13 232V231H12ZM38 232V231H37ZM101 232V231H100ZM105 232V231H104ZM114 232H116V231H114ZM113 232V233H114ZM123 232V231H122ZM131 232V231H130ZM152 232V231H151ZM164 232V231H163ZM173 232V231H172ZM178 232V231H177ZM243 232V231H242ZM259 232H261V231H259ZM43 235H41V238H42V240H46L47 238H46V236H45V231H43ZM127 233V232H126ZM148 233V232H147ZM156 233V232H155ZM196 233L194 234V235H196ZM201 233H202V236L201 237H203V232L201 231ZM205 233V235H206V232H204ZM246 233H248V230L246 231ZM12 234V233H11ZM91 234V233H90ZM89 234V235H90ZM130 234V233H129ZM162 234V233H161ZM170 234V233H169ZM173 234V233H172ZM171 234V235H172ZM178 234V233H177ZM180 234V233H179ZM190 234V233H189ZM253 234V233H252ZM260 234H262V233H260ZM2 235V234H1ZM1 235H0V240H2V238L3 237H1ZM21 234H19L18 236H20ZM62 235H64V234H62ZM79 235V234H78ZM87 235V234H86ZM88 235V236H89ZM126 235V234H125ZM131 235V234H130ZM135 235V234H134ZM181 235V234H180ZM209 235V234H208ZM207 235V236H208ZM214 235V234H213ZM243 235V234H242ZM249 235H250V237H251V231H250V233H249ZM248 235V236H249ZM262 235H264V234H262ZM7 236H8V234H7ZM38 237L40 236V235H37ZM55 236V235H54ZM65 236V235H64ZM69 236V235H68ZM94 236V235H93ZM139 236V235H138ZM153 236V235H152ZM160 236V235H159ZM162 236V235H161ZM179 236V235H178ZM182 237L184 236L183 234L181 235ZM189 236H191V235H189ZM193 236V235H192ZM216 236V235H215ZM245 236V235H244ZM243 236V237H244ZM247 236V237H248ZM253 236H255V234L253 235ZM258 236V235H257ZM9 237V236H8ZM79 237V236H78ZM116 237V236H115ZM129 237V236H128ZM135 237V236H134ZM162 237H164V235L162 236ZM264 237V236H263ZM17 238V237H16ZM29 238V237H28ZM53 238V237H52ZM66 238V237H65ZM123 238H125V237H123ZM136 238V237H135ZM142 238V237H141ZM141 238H140V240H141ZM159 238V237H158ZM167 238H169V237H167ZM166 237H165V239H167ZM174 238V237H173ZM179 238V237H178ZM186 238V237H185ZM184 238V239H185ZM222 238V237H221ZM262 238V237H261ZM260 238V239H261ZM39 239V238H38ZM80 239H82L81 237H80ZM99 239H102V238H99ZM117 239V238H116ZM144 239V238H143ZM157 239V238H156ZM189 239H190V237H188V241H189ZM203 239H206L205 238V236H204V238ZM203 239H201V240H203ZM208 239V238H207ZM244 239V238H243ZM245 239H246V236H245ZM250 239V238H249ZM258 239V238H257ZM25 240H28V239H25ZM136 240H138V238H136ZM135 240V241H136ZM144 240H147V238L146 239H144ZM151 240V239H150ZM164 240V239H163ZM171 240V239H170ZM180 241H181V239H179ZM186 240H187V238L185 239V243H187L186 242ZM195 239H193V241H194ZM255 240H256V238H255ZM255 240L253 239V243L255 242ZM263 240V239H262ZM22 240L18 237V245H20V248H19V250L20 251H18V252H21V255H22V261H23V264H31V261H30V257H29V255H28V252L27 251H25L24 250V246L22 245V243L24 244V242H21ZM40 241V240H39ZM89 241V240H88ZM94 241V240H93ZM96 241H98V240H96ZM95 241V242H96ZM102 241H104L103 239H102ZM149 241V240H148ZM153 241V240H152ZM173 241V240H172ZM171 241V242H172ZM184 241V240H183ZM182 241V242H183ZM259 241V240H258ZM0 242H2V241H0ZM30 242V241H29ZM28 242V243H29ZM90 242V241H89ZM126 242V241H125ZM125 242H123V245L124 246H121V245H117V244H115V245H117L119 248H118V251L120 252H118L117 253V251L115 250V249H113L114 250V252L116 251V256L115 257H118V259L117 258H113V260L111 259L110 261H109V259L107 258V259H103L104 257H101V258H99V257H96V255H88V256H85V257H83V255H79V254H76V256L75 257H69V260H67L68 262H69V264H82V262H83V264H136V263H133L134 261H133V259H135V260H137V262H138V264H140L139 262L141 261L142 262V258H144V257H142L145 253H143V251L141 252V247L137 244V245H133V244H131V242L128 240V242L129 243H125ZM158 242H160L159 240H158ZM157 242V243H158ZM168 242V241H167ZM170 242V243H171ZM190 242V241H189ZM195 242V241H194ZM194 242H192V243H194ZM202 242V241H201ZM251 242V241H250ZM260 242V241H259ZM3 243V242H2ZM37 243H38V241H37ZM43 243V242H42ZM61 243V242H60ZM99 243V242H98ZM143 243V242H142ZM155 243V242H154ZM169 243V244H170ZM191 243V242H190ZM249 243V242H248ZM1 244V243H0ZM4 244V243H3ZM11 244V243H10ZM30 244V243H29ZM91 244V243H90ZM97 244V243H96ZM107 244V243H106ZM172 244V243H171ZM183 244V243H182ZM188 244V243H187ZM196 244V243H195ZM200 244V243H199ZM204 245H205V243H203ZM245 244H247V243H245ZM260 244H262L261 242H260ZM36 245H38V244H36ZM39 245H41V244H39ZM62 245V244H61ZM61 245H59V246H61ZM108 245V244H107ZM133 245V246H132ZM145 245H147V244H145ZM152 245H154V244H152ZM191 245H194V244H191ZM204 245H201L200 247H204ZM208 245V244H207ZM206 245V246H207ZM250 245V244H249ZM253 245V244H252ZM1 246V245H0ZM6 246H7V244H5V250L3 251L2 250V252H0L1 253V255H0V264H6L7 262H8V260H9V253L6 251ZM13 246V245H12ZM15 246V245H14ZM48 246V245H47ZM111 246V245H110ZM129 246L131 247V251H133V253L134 254H132V252L129 250ZM143 246V245H142ZM164 246V245H163ZM171 246V245H170ZM184 246H186V244L184 245ZM189 246L190 245H188V246H186L187 248H189ZM198 246V245H197ZM242 246V245H241ZM2 247V246H1ZM94 247V246H93ZM96 247V246H95ZM113 247V246H112ZM116 247V246H115ZM146 247V246H145ZM152 247V246H151ZM150 247V248H151ZM191 247V249L192 248H194V246L192 247V246H190ZM214 247V248H215ZM249 247V246H248ZM251 247V246H250ZM12 249H16V247H11ZM34 248V247H33ZM41 248V247H40ZM52 248V247H51ZM56 248V247H55ZM62 248V247H61ZM75 248V247H74ZM89 248H91V247H89ZM110 248V247H109ZM157 248V247H156ZM159 248V247H158ZM163 248V247H162ZM174 248V247H173ZM172 248V249H173ZM197 248V247H196ZM239 248H240V246H239ZM255 248H257V246H254V247H252V249H255ZM12 249H11V251H12ZM50 249V248H49ZM58 249V248H57ZM56 249V250H57ZM66 249V248H65ZM79 249H81V248H79ZM96 249V248H95ZM94 249V250H95ZM99 249V248H98ZM161 249V248H160ZM169 249V248H168ZM204 249H208V248H204ZM42 251H43V249H41ZM60 250V249H59ZM68 250L69 251H74L73 250V248H72V244H71V242L68 244ZM93 250V249H92ZM109 249H107V251H108ZM174 250V249H173ZM173 250H171V251H173ZM176 250V249H175ZM189 250V249H188ZM193 250V249H192ZM191 250V251H192ZM199 250V249H198ZM209 250V249H208ZM38 251H40L39 249H38ZM45 251V250H44ZM52 251V250H51ZM58 251V250H57ZM56 251V252H57ZM66 251V250H65ZM157 251V250H156ZM159 251V250H158ZM177 251V250H176ZM175 251V252H176ZM193 251H195V249L193 250ZM199 251H201V250H199ZM14 252V251H13ZM17 252V251H16ZM54 252V251H53ZM95 252H96V250H95ZM165 252V251H164ZM168 252V251H167ZM170 252V251H169ZM178 252V251H177ZM176 252V253H177ZM189 252H190V250H189ZM188 251H187V253H189ZM201 252H203V251H201ZM12 253V252H11ZM10 253V254H11ZM33 253H35V251L33 252ZM52 253V252H51ZM66 253H67V251H66ZM94 253V252H93ZM99 253H101L100 251H99ZM143 253V254H142ZM152 253V252H151ZM160 253H161V251H160ZM172 253V252H171ZM178 253H180V252H178ZM197 253L198 252H196V255H197ZM200 253V252H199ZM199 253H198V255H199ZM207 253V252H206ZM205 253V254H206ZM95 254V253H94ZM103 254H104V252H103ZM150 254V253H149ZM154 254V253H153ZM169 254V253H168ZM175 254V253H174ZM190 254V256H192L191 255V253H189ZM194 254V253H193ZM208 254H209V252H208ZM213 254V253H212ZM237 254H242L241 255V257L239 256V255H237ZM253 255H255L257 258H260V257H263L264 258V251H260V250H258L257 249V251H253V253H252ZM17 255V254H16ZM49 255V254H48ZM54 255H55V253H54ZM58 255V254H57ZM107 255V254H106ZM162 255H163V252H162ZM164 255H166V254H164ZM173 255V254H172ZM183 255V254H182ZM185 255V254H184ZM197 255V256H198ZM214 255V254H213ZM11 256V255H10ZM15 256V255H14ZM18 256V255H17ZM38 256V255H37ZM45 256V255H44ZM69 256V255H68ZM110 256V255H109ZM122 256H123V259H122ZM146 256V255H145ZM170 256V255H169ZM196 256V257H197ZM52 257H54V256H52ZM61 258L63 257V256H60ZM125 257L128 259L127 261H126V259H125ZM149 257V256H148ZM173 257H175V256H173ZM180 257H182L181 255H180ZM195 256H193V258H194ZM214 257V256H213ZM222 257V256H221ZM45 258V257H44ZM43 258V259H44ZM58 258V257H57ZM61 258H58V259H61ZM146 258V257H145ZM217 258V257H216ZM216 258H214V259H216ZM224 258H226V260H228V261H224ZM2 259V260H1ZM42 259V260H43ZM51 259H53V258H51ZM55 259V258H54ZM146 259H148V258H146ZM159 259H160V257H159ZM176 260H177V258H175ZM189 259V258H188ZM188 259H187V261H188ZM200 259H205V261H204V263H206V264H208V263H212L211 262V260H212V258H210V255H209V257H207V255H202L201 256V258ZM218 259H219V257H218ZM12 260V259H11ZM10 260V261H11ZM38 260V259H37ZM45 260V259H44ZM63 260V259H62ZM65 260V259H64ZM160 260H162V259H160ZM171 260H173V259H171ZM170 260V261H171ZM14 261V260H13ZM20 261V260H19ZM53 261H55V260H53ZM151 261V260H150ZM180 261V260H179ZM253 261V262H252ZM260 261H262V259L260 260ZM5 262V263H4ZM15 263H16V261H14ZM62 262V261H61ZM68 262H66V263H68ZM136 262V261H135ZM154 262V261H153ZM168 262V261H167ZM195 262H197V261H195ZM200 262H201V260H200ZM200 262H198V263H200ZM221 261H218V262H215V263H217V264H219ZM9 263V262H8ZM43 263H45V262H43ZM60 263V262H59ZM143 263V262H142ZM141 263V264H142ZM157 263V262H156ZM161 263V262H160ZM203 263V264H204ZM16 264H18V263H16ZM21 264V263H20ZM35 264V263H34ZM54 264H55V262H54ZM63 264H64V262H63ZM145 264V263H144ZM167 264V263H166ZM181 264V263H180ZM193 264V263H192ZM195 264V263H194ZM255 264H257V263H255Z\"/></svg>","mask_w":264,"mask_h":264}]
</instances>
